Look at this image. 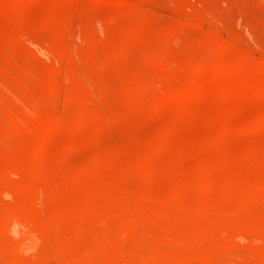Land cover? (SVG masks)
<instances>
[{"label": "rangeland", "instance_id": "rangeland-1", "mask_svg": "<svg viewBox=\"0 0 264 264\" xmlns=\"http://www.w3.org/2000/svg\"><path fill=\"white\" fill-rule=\"evenodd\" d=\"M96 1L97 0H91V2H90V0H87V2H86V0H24V1H22V0H0V2H1V4H0V73H1L0 74V87H1L0 88V210L2 209L0 212L2 213V211H4V209H9L8 214H7L8 210H6L7 212L4 211L2 214H0L2 219L3 218L5 219L4 222H7V219H8V222L6 224L4 222H1L3 220L0 219V237H1L0 238V252H1L0 253L1 254L0 255V260H1L0 264L1 263L2 264H11V263L15 264V262H16V264H25V263L26 264H36V263L37 264H40V263L41 264H57V263L58 264H61V263L62 264H81V263L82 264H89V263L90 264H95V263L96 264H109L107 262H110L111 258H112L109 255H111V253L115 254V252L117 255L115 254L116 258L115 257H113V258H114L116 264H126L127 262H130V264H135V263L144 264L145 262L143 261L144 263H142L141 262L142 260L140 259L141 255H139V254H141V253H139V254L137 253L139 251V249H141V247H146V248L148 247L147 250H149V247H150L151 252L150 251L148 252L150 263L147 260L148 264H154L152 262H156L155 264H177V263L178 264H185L186 263L185 260L188 259L187 257L190 256L191 249H193L194 251L197 250V253L199 252L198 253L199 255L193 254L194 258H192V256H190L194 260L190 259L191 261L188 262V264H195V263L196 264H210V263L211 264H223V263L224 264H240V263L241 264H264V255H263L264 254V244L262 243V242H264V236H261V233L264 232L263 231L264 229L262 230L263 232L260 231L261 233L259 236H258V234H257V236H255L256 234H254L255 233L254 230L257 231V229L260 228V225H256L258 223V221H260V219H261V221L264 222V220H263L264 218L262 217L264 215H261V218L259 217V215L264 212V207H263L264 206V202H263L264 201V197H263L264 193L262 191L263 188L260 185L259 186L256 185L259 183L264 187V184L262 182L264 180V175H263L264 174V150H262V149H264V147H263L264 146V122L259 123L260 127L253 130V131H249V132H245V133L238 131V128H240L244 125L255 124L257 122V120L259 119V117L261 116V114L264 113V94L261 95L260 91H258L259 86H264V54H263L264 53V17H261L262 15H264V0H232V2H230V0H226V1H224V0H157V1L156 0H148V1L147 0H144V1L135 0L136 3H137V1H139L140 4H135L134 0H126L128 2L127 4H129V3L130 4L129 5L123 4L124 6H121V4L119 5V3L120 2L123 3V2H125V0H105V2L104 3L102 2V4L100 1L98 3ZM177 1H179V2H177ZM247 1H248V3H247ZM250 1H251V5L253 4L252 2H254V4H255V1H256V4L255 5L253 4V7H252L250 5ZM258 1L260 3V5H259L260 7L257 5ZM172 2L176 3L175 6L176 5L177 6L175 8L178 7V11H180L182 9L181 11L183 12L185 10V8L187 7L185 10V13H180L181 11L179 12V14H183V16H185V17H183L182 15L178 16L177 15L178 11L176 12L177 13L176 15L174 12L170 13V10L171 11H173V10L170 9L171 7L170 8H168V7L173 5ZM235 2H237V3H235ZM240 2H241V4H242V2H244L243 5H246V6L241 5L242 9L245 10L243 12H242V9H241V11H239L240 10L239 8L241 7L239 5ZM245 2H246V4H245ZM156 3H158V4H156ZM162 3H164V4H162ZM167 3L170 5L165 6V4H167ZM195 3H197L198 5H196ZM213 3L216 5H213ZM232 3H234L235 5L238 4L237 6L239 8L236 7L235 5H232L233 7H231ZM179 5H180V7H179ZM204 5L206 7H204ZM89 6H90V8H89ZM212 6H215V7H212ZM254 6H256V7H254ZM75 7H76V9H75ZM118 7H121L120 10L118 9ZM142 7H144L145 10ZM153 7H156V9ZM173 7H174V5H173ZM183 7H184V9H183ZM196 7H198V8H196ZM220 7H222V8H220ZM243 7H245V8H243ZM213 8L214 9L216 8L215 10H218L220 8V10L217 11V14L219 13L220 15L219 14L217 15L216 11L213 12L214 11V10H212ZM252 8H254V10H252ZM259 8H260V10H259ZM164 9H166V12L164 11ZM187 9L189 10V14L190 13L192 14L196 9L197 10L199 9L200 10V11L198 10L199 15L197 13L198 16L196 18L201 19L200 21H203L205 19L203 17V15H205V14H207L206 16L209 18H207L205 16L207 19H205L203 22L198 21V23H197L196 19L194 22V20H192V18H190V16H189L190 19L186 18L187 14H188V13L186 14ZM205 9L206 10L209 9L210 13L208 11L205 13V11H204ZM175 10H177V9H175ZM257 10L261 11L262 13H258L259 11H257ZM134 11H136V12L133 13ZM150 11H152V13H150ZM232 11H234V12L231 13ZM256 11H257V14H256L257 16L255 15V17H253L254 14L256 13ZM89 13H90V15H89ZM149 13L152 14L150 17H148ZM159 13L160 14L164 13V14H161V16L158 15V17H156V14H159ZM172 13H174V14H172ZM195 13H193L194 15L192 14L193 16H191V17H194ZM200 13L203 15L200 16ZM252 13H253V15H252ZM210 15H211V18H210ZM212 15L218 17L217 23L216 22L214 23V21H215L214 19H216L217 17L214 18ZM242 15H244L245 18H244V16L242 17ZM181 16L183 18H180ZM246 16H248V17H246ZM249 16L251 17V19L249 18ZM60 17L64 18V19L62 20V19H60ZM201 17H203L204 19H202ZM225 17L228 18L227 21H226V19H224ZM48 18H49V20H48ZM68 18H70L69 21H68ZM149 18H151L152 20ZM259 18L261 20H259ZM148 19H149V22L152 21L150 25L153 26V28H154L153 31L155 30L154 33H155V35L157 34L156 37H158L157 39L155 38L153 31H151L152 26L150 27L148 25L149 24ZM155 19L159 23H157ZM179 19L181 20V22ZM234 19H236V21ZM242 19H244V21ZM46 20H48V22ZM89 20L91 21V23ZM166 20H168V21H166ZM182 20L185 22V25H184V23H183V25L179 24V23L183 22ZM189 20L191 22L192 21L193 22L191 23ZM229 20H231L232 22H230ZM59 21H63V22H59ZM142 22H144L145 24H143ZM161 22H163V23H161ZM167 22H168V24L166 25L165 23H167ZM59 23L60 24L62 23L63 25L61 26ZM169 23H170V25L171 24L172 25L170 26ZM208 23H212L211 24L212 26L208 25ZM247 23L250 25H248ZM157 24L160 27H158ZM173 24L175 26H177L178 29ZM191 24H192V26H191ZM147 25L149 26V28ZM162 25H163V27H162ZM168 25H169V27H168ZM206 25H208L209 27H206ZM189 26H191V28ZM224 26H226V27L224 28ZM63 27H66V28H63ZM172 27H173V29H172ZM181 27L185 31L184 30L180 31L179 29H181ZM201 27H204V28H201ZM251 27H253L254 29ZM138 28H140V29H138ZM168 28H170L172 30L177 29V31H175V33L174 32H168L169 31V30H167ZM218 28H219V30H218ZM256 28H257V31L255 30ZM49 29H51V30H49ZM65 29H69L70 31H72V32H70V31L67 32V33L70 32L71 34L70 33L67 34L66 33L67 30L65 31ZM62 30L65 33H62ZM75 30H77V31H75ZM136 30H138V32ZM156 30H158V31H156ZM186 30H187V33H186ZM222 30L224 33L222 32ZM233 30H234V32H233ZM143 31H144V34H143ZM182 31L184 32V34L181 33ZM258 31H260V32H258ZM134 32H137V33H134ZM147 32L152 33L153 38H152V35H150ZM195 32H197V33H195ZM198 32L200 35L198 34ZM220 32L222 35H220ZM60 33L64 34V36ZM145 33L149 34V35H146ZM176 33H177V35H175ZM217 33L220 36H223V37L219 38V40L224 38V36L226 35L225 37L226 38L228 37V39L226 40V41H228L227 43H232V44H230V47L227 46L229 48H227L226 51L223 49L221 50V48H219V45L217 48V46H215V47L213 46V43L211 46V44H208L204 40H203V42L200 41L201 39H204V38H205V40L209 41V39H206V38H211V37H213L214 34H216V35H214V37H217V36H219ZM65 34H67L66 35L67 38H69L68 35H70V38L69 39L65 38ZM181 34L184 35V36L182 35L183 36L182 38H181V36H179ZM257 34L259 36L258 38L256 37ZM57 35H60V37H64L65 41H63L59 36L56 38L57 40L58 39L59 40L58 41L55 40L54 38ZM159 35L162 37H160ZM232 35H234V36H232ZM29 37H30V39H29ZM123 37H124V39H123ZM143 37H145L144 39H146V38L147 39L144 40ZM170 38H172V39H170ZM174 38L177 40L174 41ZM178 38H180V41H178L179 40ZM194 38H196V39H194ZM199 38H201V39L199 40ZM148 39H149V42H148ZM162 39H165V40H162ZM258 39H260L259 40L260 42L258 41ZM77 40H79V41H77ZM160 40L166 41L167 43L162 42ZM233 40L237 43H235ZM66 42L68 43V45L69 44L70 45L68 46L66 44ZM200 42L202 44H200ZM211 42H213V41H211ZM120 43H121V45H120ZM127 43H129V44H127ZM164 43H165V45H164ZM203 43H206L207 45H205ZM238 43H240V44H238ZM141 45H142V48H141ZM227 45H229V44H227ZM232 45H234V46H232ZM201 46H204V48L205 47L206 48L205 49L203 47L201 48ZM12 47H13L14 52L12 50ZM129 47H130V49H128ZM14 48H16V49H14ZM64 48H65V50L69 49L66 51L67 54L64 53L65 52L63 50ZM120 48H123V49L126 48L125 49L126 51L125 50L122 51V49L120 51ZM168 48H170V49H168ZM177 48H179V49H177ZM187 48H189V49H187ZM190 48L192 50L191 51L192 53L190 52ZM131 49H132V51H131ZM160 49L161 50L164 49V50L161 51ZM200 49L204 50V52L202 53V55H204V53H205L204 56H201V52L203 50H200ZM144 50H146V51H144ZM215 50H217V51H215ZM260 50L262 52H260ZM70 51L72 52V54ZM88 51H90V52H88ZM253 51H255L256 54ZM134 52H136V53H134ZM142 52H143V54H141ZM169 52H170V54H169ZM188 52H190V53H188ZM243 52H244V55H243ZM55 53L56 54L58 53V55H56ZM112 53H114V54H112ZM116 53L119 54L118 57H116L117 56ZM167 53H168V55H167ZM212 53H214V54H212ZM68 54H70V56ZM191 54H192V56H191ZM61 55H63L64 57ZM123 55H124V57H123ZM128 55L131 58V60H130V58L127 57ZM134 55H135V57H134ZM240 55H243V57L245 59L248 57L249 58V59L247 58L248 61H246V60L243 61L244 58L241 57ZM246 55H247V57H246ZM119 57H120V59L123 57L124 60H122V59L119 60ZM133 57H134V59H133ZM136 57H137V59H136ZM205 58H207V59H205ZM240 58L241 59L243 58V60L240 61L241 60ZM114 59H116V60H114ZM117 59H118V61H117ZM127 59L129 60L128 61L129 63L126 64V62H124V61H126ZM199 59H200V61L203 60L202 62H204V60H205V61L210 62V63L217 62L220 64H218L217 67L211 66V67H208L205 69V68H202L200 65H198V63L202 64V62H200ZM237 60H239V61H237ZM4 61H9L10 65L12 66L13 69L11 68V70H9L10 67L7 68L8 67L7 64H5V66H4V64L2 65V63H4ZM120 61H122V62H120ZM234 61H236L237 63ZM18 64H19V66H18ZM236 64H238V65H236ZM110 65L113 66V68ZM239 65H240V67H239ZM13 66H15L16 69H17V67H19V68L16 70V69H14ZM23 68L24 69L26 68V72L25 71L23 72L25 74H23L21 72L22 70H24ZM30 68H31V71H30ZM38 68H39V70H38ZM32 69H34V70H32ZM81 69H82L81 74L82 73L84 74V72H85L87 75L84 74V76H81L79 74L80 71L78 72V70H81ZM91 69L93 71H95V73L91 72ZM97 70L99 72H96ZM121 70H123V71H121ZM32 71H35L34 72L35 74H33L34 78H32V75H31V77H29L31 79V83H32L31 84L30 79L26 75H29V72L33 73ZM59 74H62V75H59ZM88 74H89V76H88ZM4 75H6V76H4ZM56 75H59V76H57V78H55ZM75 75L76 76L80 75V78H79V76L76 77ZM91 75L93 77H91ZM60 76H61V78H60ZM228 76H229V78H228ZM110 77L113 79H111ZM85 78H86V80H85ZM58 79H60V80H58ZM88 79H90V80H88ZM202 79H204V80H202ZM225 79L226 80L229 79V80L226 81ZM20 80H22V81H20ZM23 80L28 81L29 84H28V82H25ZM32 80H34V81H32ZM106 80H107V82H106ZM245 80H248V81H245ZM101 81H102V83H101ZM249 81L254 82V83L251 82L252 87L250 85H247L246 82H249ZM112 82L113 83L115 82V83L112 84ZM202 82L207 84V85L203 84ZM244 82L247 85V86L244 85L245 87L241 86L242 84H244ZM25 83L27 85H25ZM225 83L226 84L228 83L229 85H226ZM238 83H240V84H238ZM91 84H92V86H94V88L90 87ZM208 84L210 87L208 86ZM98 85L99 86L101 85L103 87L105 85L106 86L104 88L105 90L102 89L103 87L100 89ZM109 85H112V87ZM257 85H258V87H257ZM248 86H250V88ZM246 87H247V89H246ZM87 88H89V89H87ZM231 88H233V89H231ZM92 89H93V91H92ZM190 89H192V90L190 91ZM193 89L195 91H193ZM223 89L224 90L226 89V90L224 91ZM202 90H204L206 93L204 94V91L202 93ZM74 91H75V93H74ZM90 92L92 94L94 92L95 93L92 95V94H90ZM194 93H198V94L196 95ZM137 94H139V95H137ZM179 94H180V97H178ZM184 94H185V96H184ZM191 94H192V96H191ZM25 95H27V96H25ZM94 95L95 96L97 95L96 99H95ZM176 95H177V97H176ZM99 96H100V99L102 101H100L98 99ZM102 96H104V97H102ZM60 98L62 99V101L57 100ZM106 98H107V100H106ZM147 98H148V100H147ZM45 101L46 102L49 101L50 103L49 102L45 103ZM54 101H55V103H54ZM56 102H57V104H56ZM170 103H171V105H170ZM174 103H176V104H174ZM46 104H47V106H46ZM92 105H95V106H92ZM130 106H132V107H130ZM204 106H205V108H204ZM83 107H84V109H83ZM94 107H96V108H94ZM101 107L103 108V110H101L102 109ZM42 108H43V110H42ZM45 108H47L48 111ZM97 108H101V109H97ZM222 110L224 111L223 113H225V114L222 113ZM58 111H59V113H58ZM100 111H101L102 115L100 114ZM135 111H137V112H135ZM179 111L180 112L184 111V115H182L183 117H181V115L179 114L180 113ZM194 112H196L197 115H193V114H195ZM206 112H208L209 114L211 112V114H213L214 116L212 117V116H210L211 114L209 115ZM97 113H98L99 117L97 116ZM189 113H190V115H189ZM181 114H183V113H181ZM203 114L206 115V118H205V115H203ZM34 115L36 116V118L34 117ZM52 116H53V118L56 117V119H52ZM59 117L63 118V120L59 121V120H61V119H59ZM79 117H81V118H79ZM198 118H200V119H198ZM211 118H213V119H211ZM131 119H132V121H131ZM19 120L20 121L22 120V121L20 122ZM44 120H45V122H44ZM51 120H53V121L57 120V122H60L61 125H60V127H57V130H55L49 137L47 129H46L47 128L46 127L47 126L46 121L49 122ZM39 122H40V124H39ZM35 124H37V125H35ZM42 124H44V125H42ZM81 124H83V125H81ZM224 126L237 128L236 130L239 133L237 131H230L228 133L227 132L225 133V129H223ZM74 129H76V130H74ZM125 131H126V133H125ZM140 132H142V133H140ZM8 133H9V136H8ZM134 133H137V134L135 135ZM34 135H36V136H34ZM145 135H146V137H145ZM13 139H15V140H13ZM99 140H102V141H99ZM69 141H70V143H69ZM144 141H146V142H144ZM261 141H263V142H261ZM159 142L161 143V146H160ZM98 144H99V146H98ZM156 144H158L160 147ZM248 144H251V146L249 145L250 146L249 147ZM258 144L259 145L261 144L260 146L262 149L259 146H257ZM38 146H39V148L37 149L36 147H38ZM116 146H120V148H118ZM246 146H248V148H246ZM98 147H100L99 150H98ZM162 147H163V149H162ZM253 147H255L257 150L255 148L253 149ZM210 149H213V150H210ZM11 150H14L15 152L11 151ZM101 150H103V151H101ZM116 150L118 151V153L120 152V154H118ZM245 150H247V151L245 152ZM99 151L104 152V153H100ZM256 151L258 153H255ZM8 152L10 153V155L12 153L17 154L16 152H18L19 155H15L14 157L11 156L14 158V160H13L10 156H8V154H9ZM94 152H96V155ZM101 154H103V155H101ZM211 154H213V155H211ZM215 154H216V156H215ZM97 155L101 161L99 159H97L98 157L96 159L94 158ZM113 155H114V157H112ZM247 155L251 156V157L249 156L251 158L249 160L250 161L249 163L246 162L247 160L244 157ZM6 156L10 157V159L13 161H11L10 159H7L5 161ZM109 156L112 157L113 160ZM226 156H228L229 158ZM223 157H226V159L221 162V159H223ZM241 157H243V158H241ZM116 158L118 160H115ZM237 158H238V160H237ZM92 159H93V161H92ZM109 159H111V161H109ZM106 160H108V161H106ZM200 161H202V163H200ZM94 162L97 164L95 166L96 168L93 166V165H95ZM108 162L109 163L113 162V163H111L109 165ZM220 162L222 163V166H221ZM87 163L91 165V166L89 165L91 168L90 172L92 171L93 167L95 169L98 168V165L99 166L101 165V167H99L97 170H95L93 168L94 171H92V172H94V173H92V172L88 173L89 170L87 167H89V166H87ZM199 163L202 165H198ZM205 163H207V164H205ZM150 164H151V167H150ZM191 164H192V166H191ZM204 164L206 165V167L204 169H206L207 172H205L206 170L203 171V168L199 167V166L204 167L205 166ZM242 164H245V165H242ZM183 165H184V167H183ZM255 165H256V167H255ZM83 166H85V168H83V170H81V168ZM145 166H147V170H149V171H151L150 169H154V172L147 171ZM63 167H64V169H63ZM148 167H150V168H148ZM180 167H181V169H180ZM127 168L130 169L129 173H131V171H133V172H136V175H139V176L142 175V176L136 177V175L133 172L131 173L132 175H130L127 172L128 171ZM2 169H3V171H2ZM14 169H15V171H14ZM62 169L64 170V172ZM155 169L159 172L156 173ZM80 170L83 172H79ZM123 170H126V171H124V173H122ZM185 170L188 173L189 172L194 173V174H191L194 179H192L191 175H189V176L191 177L192 180H194V181L190 180V181H192L191 184H193V182H194V184L197 183L195 185L197 188L194 185H192V187H195L194 188L195 190L192 189L191 191H189L187 189V188H189L188 183L190 181H189V179L186 178L187 181H189L187 183V181L184 180L185 177L179 173L180 171H183L182 173H184ZM201 170L204 172V174ZM249 170L253 173H249L250 172ZM199 171H201V172H199ZM215 171L216 172L219 171V173L216 174ZM244 171L246 172V174L244 173ZM85 172L88 176L82 175L81 177H85V178L79 177L78 173L85 174ZM95 172H96V174H95ZM125 172L128 173L129 176H131V177L126 175ZM260 172L262 175L260 174ZM64 173H65V175H64ZM188 173H187V175H188ZM256 173H258V175ZM14 174H16V175L14 176ZM122 174L125 175V177H126L125 179L123 178L124 175H122ZM148 174H150L152 178H153V175L155 178H157L156 175L159 176L157 178L158 182L155 178L152 179V180H155L154 181L155 183L151 182L152 181V180H150L151 177ZM18 175H19V177H18ZM25 175H28V176L26 177ZM37 175H38V177H37ZM133 175H135V176H133ZM176 175H178V178H174V177H176ZM214 175L217 177H215ZM244 175H246V176H244ZM30 176H31V178H29ZM46 176L48 179L51 178V179H49V182H47L48 179L46 178ZM75 176H77V177H75ZM148 176H149V178H148ZM165 176H167L168 178L166 177L164 179ZM204 176L208 177L205 179H208V180L210 179L209 181H207V180L206 181L210 182L211 184L208 183L209 187H205V188L203 185V188H202L200 183H204L202 181V180H204L203 179ZM212 176L214 177L213 179L221 178L223 180L225 179L226 181H228L227 187H226V184H227L226 183L225 184L226 188H224V190H223V188H220L219 183L221 180L215 181L212 179ZM218 176H219V178H218ZM14 177H15V179H14ZM179 177H180L181 181H185L187 184H185L183 182H182L183 184L182 183L179 184L178 183L180 181ZM190 177H188V178H190ZM198 177H200V178H198ZM247 177H249V178H247ZM254 177H255V179H254ZM173 178L175 180L178 179V182H176L177 180L175 181ZM237 178H238V180H237ZM45 179H47V180H45ZM243 179H249V180H252V182L249 180H247L248 181L247 182V181H244ZM50 180H51V182H50ZM96 180H98V181H96ZM99 180H100V183H99ZM101 180H102V182H101ZM195 180H196V182H195ZM199 180H200V182H198ZM225 180L223 183H225ZM7 181L8 182L10 181V182L7 183ZM18 182L21 185L18 184ZM27 182H29V183H27ZM134 182H136V183H134ZM160 182H161V184H160ZM236 182L238 184V188H240L239 186L241 184H243V186H241L240 190L236 191V192L234 190L236 189L235 187H237V186H235L234 190H233V192H235V194H232V195L230 194L231 196H234L233 198H231V196H229V194H228V190H229V187H231V184L233 183V185H234ZM198 183L200 184L201 187L199 186ZM171 184H173V185H171ZM191 184H190V186H191ZM237 184H235V185H237ZM180 185L181 186L185 185L184 188L186 191L184 189H182L181 191L179 190L180 192L179 191L178 192L173 191V190H176V188L178 190V187L180 188ZM73 186H76V187L74 188ZM104 186H106V187H104ZM212 186H213V188H212ZM222 186H224V185H221V187ZM9 187H11V188H9ZM91 187H93V188H91ZM198 187H200L199 191H197ZM64 188L67 190L70 188H72L73 190L74 189L76 190V191H74L75 193L72 191L75 195H72L73 193L69 195L70 196L69 200H71V201H69V200H68L69 202L67 200L63 201L62 199H65L64 198L65 195H64V197L62 199H60L62 201H60V200L53 201L52 200L53 196H52V198H50L51 202L49 201V203H46V197L49 195L48 193H52V195L57 193V195H59V193L61 194V191H63ZM123 188L125 191L127 189V193H129V195L131 197V200H129L131 203L128 202V200L126 201V203L128 202L127 204H129V207L132 206V209L129 210L130 212L127 210V213L125 211H126V209H128V207H127L128 205L126 204L127 205L126 206L124 204L125 209H124V206L121 205L122 203H124V202L121 203V201H123L126 196L123 198V196H121L122 195L121 194L120 197H118L120 200L118 199L115 201V199H117V196H119L118 194H120V192H122ZM257 188H258V190H257ZM90 189H92V190H90ZM231 189H233V188H231ZM231 189L229 190L230 191L229 193H233ZM260 189H262V190H260ZM124 190H123V192H124ZM27 191H28V194H27ZM43 191H44V195H43ZM129 191H131V193L135 197H132V195ZM137 191H138V194L140 192L144 193L143 196H141V197L146 198L145 199L146 203L143 201V204L144 205L146 204V206H144L142 204V202H139L138 200H137L138 202H136V200L134 199V198L137 199V196H139V195L135 194ZM210 191H211V193H210ZM256 191H257V193L259 191V194H256ZM64 192L68 193L69 191L65 190ZM114 192L117 193L116 194L117 196L115 195ZM171 192H174V193L172 194ZM186 192H188V193H186ZM66 193H64V194H66ZM127 193L125 192V194H127ZM170 193L173 196H170ZM175 193L176 194L177 193H179V194L183 193V194H181L178 198H176L179 194L175 195ZM62 194H63V192H62ZM110 195L111 196L115 195L114 201L117 203L116 205H119V206H114L115 204L113 205L112 203L110 204L109 201L113 200V199H110V197H111ZM129 195H127V199H129ZM140 195H141V193H140ZM184 195H186V196H184ZM189 195H191V196H189ZM225 195L229 201H227ZM257 195L262 196L263 197L262 200H260L261 198H259V200H257L258 199ZM88 196H89V198H88ZM193 196H196V197L192 198ZM60 197H62V196L60 195ZM141 197H140V199L139 198L138 199L141 200L142 199ZM238 197L239 198L241 197L242 200H239ZM55 198L57 199V196H55ZM66 198H68V195H66ZM92 198H94V200ZM121 198L123 200H121ZM243 198H245V199H243ZM47 199H49V197ZM105 199H107V200H105ZM186 199H188V200L191 199L189 201L191 204ZM245 200H246V202H245ZM13 201H15V203H17V204L15 205ZM89 201L90 202L94 201V202L91 203L92 204L91 205L89 203ZM132 201L135 204V206H133ZM157 201H158V203L161 204V206L163 207L164 210H162V213L160 210L159 214H154L153 210H155V209L152 210V208L159 207V206H157L158 205V203H156ZM237 201H239V202H237ZM240 201H243L244 203L240 204ZM9 202H11L12 205H10ZM77 202L81 203V205H83L82 202L83 203L85 202L86 204L84 203V205H87L86 207H88V208L85 207L87 210L84 207L83 208L77 207L78 206L76 204ZM102 202H105V204L103 203L104 205H106V206L108 205V207H106V208H108V210H110L109 211L110 213H111V209H112V213H114V214H110L112 216H109V214H108L109 212H108V210H106V208H105V212L103 214L108 212L107 213L108 216L106 214L104 216H101V214L104 210V208H102L103 206H101L102 204H100ZM107 202H109V203L107 204ZM216 202H217V204H216ZM262 202H263V204H262ZM19 203H23L21 205L25 206V207L29 206L30 208H32V207L34 208V206H35L36 209L40 207L43 210H44L45 206L47 208L51 207L50 211H53V210L59 211V214L57 213L58 214L57 218L58 217L60 218L59 215L61 214V212H64V213H62L61 217L62 218L64 217L65 220L57 223L58 219H54L56 217L50 219V215H46L47 218L46 217L44 218L45 215H43L42 212H40L39 214H37V212H35L37 214L35 216L39 215L40 217H43V218L39 217L38 221L40 219H42L41 221H44V222L46 221L47 225L50 222H55L54 223L55 225L53 223L49 224V228H50V225L52 227L55 226V228L51 227L52 229H49L48 227H46V224H45V226H43L44 222H43V224H41V227H40L41 221H39L38 227H40V229L45 228L44 230L46 233L42 231L43 229H41L42 233H39V235H37L38 230H36L37 232L35 231V229H37V228L34 229L35 233H33L31 226H32V222H34V221H32L30 223L31 226L27 225L28 227L31 228V232H28L30 229L26 225L24 226V219L22 221V220H19V219H21L19 217L20 215H17L18 218L15 216L16 214L14 212H16V210H18L19 208L15 209V210L14 209L11 210L12 207H15V206L20 207ZM27 203H29V204H27ZM30 203L31 204L33 203V204L31 205ZM44 203L46 205H44ZM73 203L76 204L75 207H77L79 209H81V208L85 209V211L83 210L82 212H80V210L77 209V211L80 212V215L76 214L77 213L76 212L75 214L71 213V214H73V217L72 216L70 217V215H68L69 214L68 212H70V209L67 210V208L68 207L71 208L72 205L74 206ZM94 203L97 206L92 207L94 205ZM154 203L157 204V205L155 204L156 207H155V205L151 206ZM187 203H189V204H187ZM212 203H214L213 206H215V204H216L217 208H216V206L214 208L212 206ZM227 203L229 205H227ZM230 203H231V205H230ZM4 204L7 206H5ZM88 204H90L91 206ZM248 204H249V206H248ZM110 205H112V207ZM58 206H60V207L58 208ZM140 206L142 207V211H141L143 214L142 216H146V218H144V221H143V217L142 218L138 217L139 218L138 220H140L138 222L136 219L133 220L134 218H128V216H129V215L127 216L128 213H130V216L135 211L138 214L140 212L138 210H141ZM211 206H212V208H210ZM232 206H233V208H232ZM258 206L261 207L262 209L261 208L259 209ZM147 207L149 209L148 214H147V211H148ZM33 208H32V210H34ZM247 208H250V209H247ZM42 209H40V210L42 211ZM75 209L73 207V210H75ZM118 209H119V211H121L123 209V212L121 211V213H120L118 211L119 212V214H118V212H117ZM144 209H145V211L146 210L147 211L145 212ZM186 209H188V210H186ZM192 209H193V211L195 209L197 210V211L195 210L196 211L195 214L192 211ZM211 209H212V211H211ZM215 209L217 211H215ZM227 209H229V210H227ZM60 210H62V211L60 212ZM207 210H208V212H207ZM237 210H238V212H236ZM261 210H263V212H261ZM20 211H21V209H20ZM71 211H72V209H71ZM198 211H200L199 214H197ZM48 212H49V210H48ZM48 212H45L44 214H46V213L48 214ZM136 212L134 213L135 216H137ZM165 212L170 213V214L167 213L169 216L171 214L174 216L167 217V216H165L166 215ZM4 213L7 214V216L3 217V215H5ZM13 213H14V215H13ZM31 213H29L30 215L29 214L28 215L31 216L33 214V213L32 214ZM213 213H216V214H214V216H212ZM224 213H226V215ZM241 213H243L242 216L243 215L246 216V217H244L245 222L247 221V219L248 220L250 219L249 222L255 220V222L253 221L252 223L254 225H256L257 228L255 226L254 230H253L252 227L254 225H252V224L246 225L249 223L244 224L242 222L243 220L240 219ZM10 214H12V215H10ZM26 214H27V212H25V215ZM139 214H138V216L141 217V213H139ZM162 214H164L162 217H160V218L157 217V216H161ZM41 215H43V216H41ZM113 215H114V219H116V220H111V223H110L108 218L111 217V219H113ZM122 215H124L125 217H123ZM196 215H198V217L200 215V218L202 217V219L197 218ZM215 215H217V218ZM229 215H230V217H229ZM235 215H238V218H239V219L237 218L238 221L233 220L237 217ZM22 216L26 217V216H24V214H22ZM126 216H127V220L125 221ZM135 216L132 215V217H135ZM176 216H178V219ZM186 216H189V217H186ZM8 217L9 218L12 217V218H10L11 220ZM102 217H104L105 220ZM208 217L210 219H212V221L215 223V226L212 225V223H211L212 221H210ZM122 218H124V219H122ZM12 219L15 220V222H13ZM106 219L108 220V222ZM18 220L20 223L18 222ZM29 220H31V219H28V221ZM229 220L233 221L234 224H232V225L229 224V226L227 225L228 227L225 228L226 224H224V225H222V224L226 223V221H228V223H230ZM11 221H12V223H11ZM36 221H37V219H36ZM59 221H61V220H59ZM112 221H115V225H114V223L112 224ZM191 221L195 222V224L192 223ZM71 222H74V223H71ZM139 222H141V223L139 224ZM189 222L194 224L196 226L195 228H197L199 226L201 229V230L199 229L200 232H202V230L206 228L205 232L208 231V234H210V236L208 235L210 237V240H208L209 243L207 241L206 235H205L206 237L205 236L204 237H205V240L207 242L202 243L203 241H200L202 239L201 236H203L201 234H203V233L205 234V232L201 233L200 235L198 234L201 238L199 241L197 240V239H199V237L195 238L197 241L195 239H193L192 236H195V237L198 236L197 233H199V231L197 230L198 232L194 233L196 231L195 230L193 232L196 235L189 232V231H192V229H194L190 225L191 223H189ZM240 222H242L243 224H241ZM2 223H4L5 225ZM15 223L18 225H16ZM25 223L27 224L28 222H25ZM87 223H89V224H87ZM152 223H154V224H152ZM198 223L199 224L201 223V224L199 225ZM216 223H218V224H216ZM19 224H20V228H19ZM180 224L182 225V228H183V226H185L187 224L188 229L186 228V226L184 227V229H186L187 231L189 230L188 232L190 234L187 233L186 230L184 232H182L184 229L181 230ZM197 224H198V226H197ZM107 225H109V226H107ZM112 225L114 227L115 226L117 227V229L115 227V230H117V232L111 231V230H114L113 229L114 227L111 228ZM219 225H220V227L223 226L227 232L225 231L224 228L219 229ZM262 225L264 226L263 223H262ZM262 225H261V227H263ZM80 226H82V227L79 228ZM129 226L136 227L140 230H139V232H137L138 231V229H137V231L132 233L131 232L132 228L129 229L128 228ZM176 226L180 227V230H177L178 232L175 230L179 229V228H176L174 230V227H176ZM202 226H205V227L201 228ZM104 227H106L108 229V230L106 229L107 231L105 230L107 233L104 231V229H105ZM191 227H192V229H191ZM217 227L219 230L222 229L223 231L221 230L218 232V229H216ZM101 228L105 232V234H103V235H102L103 232L100 231ZM171 228H172V230H171ZM251 228H252V230H251ZM83 229H85V230H83ZM119 229H120V231H119ZM229 229L230 230L233 229V232H232L233 235H232L231 231H229ZM239 229L242 231H240ZM20 230H22V231L20 232ZM173 231L176 232V233L174 232V234L179 235V236L175 235V236H177L176 238H178V239L173 238L175 241L172 239V237H175V236H172L170 238V236L172 235V234L170 235V233H173ZM234 231H236V232H234ZM60 232L62 234L61 236H59ZM86 232H87V234H86ZM98 232H101L100 235H102V239L105 236L108 239L110 238L109 240L107 238H104L107 241V243L108 242H110V243L104 244L106 242L104 241V243H103V240H100L101 236H100V238L98 237L99 236ZM156 232H158L159 234ZM55 233H56V236H55ZM108 233H110L111 236L109 235V237H108ZM117 233H119V234H117ZM227 233H228V235H227ZM235 233H236V236H235ZM239 233H241L242 235H239ZM243 233L245 235H243ZM256 233H259V232H256ZM57 234H58V237H57ZM96 234H98V235H96ZM162 234H163V236H162ZM166 234H168V235H166ZM21 235H22V237H21ZM140 235L143 238L140 237ZM182 235H184L185 238ZM263 235H264V233H263ZM23 236H24V238H23ZM28 236H30V237H28ZM39 236H40V238H39ZM116 236L118 237L119 240L117 239ZM164 236H167V237L169 236V239H167L169 241H165L166 239L164 238ZM65 237L66 238L68 237L69 240H67ZM114 237H116V238H114ZM226 237L228 238L229 241H231V242H229L230 247L227 244H226L227 246H225V242H222V241L227 240ZM230 237H231V239H229ZM112 238L114 241L112 240ZM183 238H184V240L186 238H189L191 240L189 242H191V243L193 241H196L195 242L196 244L193 242L192 243L193 245L190 243L191 244V246H190V244L188 243L189 244L188 245L186 243V241L183 240ZM211 238H212L213 242H211ZM29 239H31V240H29ZM65 239L67 240V243L66 244H65V242L61 243V241H64ZM98 239H99V241H98ZM122 239H124V244H123ZM154 239H157L158 241L155 240V242H154ZM180 239H182L183 241ZM221 239H223V240H221ZM233 239H234V241H233ZM25 240H26V242H25ZM71 240H72V242H71ZM140 240H143V241H141V244H140ZM176 240L179 243H184V244L186 243L185 245L187 247L189 246L188 249H190V250H188L186 247H184V244H180L181 248L184 247V249L182 248V250H178L177 247L180 248V245L178 243H175ZM228 240L226 242H228ZM260 240H261V242H260ZM31 241H33V242H31ZM53 241H55V242H53ZM111 241H112V243H111ZM116 241L117 242L120 241L122 243L120 244V242H118V244H117ZM220 241H221V243H220ZM16 242H18V243H16ZM100 242H102V243H100ZM147 242H149V244H151V245H149V244L147 245ZM165 242H167V243L171 242L170 243L171 246L172 247L175 246L173 251H172L173 254H171L173 258L175 257L174 259L171 258V256H169V257L165 256L164 252L168 253V251H169L171 253L170 249H172L171 246L169 247L170 249L168 248V246H167V248L165 247L166 248L165 249L164 245H163V243L166 244ZM197 242H200V246L201 245H203V246L202 247L198 246ZM19 243H20V245H19ZM138 243L140 245L145 243L146 246L144 244H143L144 246L143 245L140 246ZM210 243L214 244V245L207 246V248L205 249L204 246H206L207 244H210ZM33 244H34V246H33ZM61 244H63L64 246L62 245L63 246L62 247ZM101 244L106 245L107 247L108 246L111 247V244H112V246L114 244H116V245H118V247H116V248L124 246V250H123V248L122 249L119 248V250H121L120 252L117 250L115 252L110 253L106 250L107 247L105 248V246H101ZM160 244H162V246ZM17 245H19V246H17ZM137 245H139L140 248ZM155 245H156V247H155ZM215 246H216V249H215ZM246 246H247V249H246ZM193 247H196V248H193ZM135 248H136V253H135ZM162 248H164L165 250L163 249L164 250L163 251ZM175 248H177V250H175ZM202 248H204V249H202ZM103 249H105V250H103ZM113 249L115 250V247ZM137 249H138V251H137ZM41 250L43 252H41ZM108 250H109V248H108ZM112 250H110V251H112ZM122 250H123V252H122ZM142 250H144V249H142ZM147 250H146V252H147ZM185 250H187V251L185 252ZM203 250L204 251L206 250V252H204ZM44 251H45V253H44ZM75 251H76V253H75ZM139 252H142V251L140 250ZM175 252L176 253L178 252L177 256L175 255L176 254ZM193 252H191V255ZM108 253H110V254H108ZM187 253H189V256H187L188 255ZM114 254H112V255L114 256ZM136 254H138V256L140 258L139 257L137 258ZM234 254H235V256L233 257ZM156 255L157 256L161 255L159 260H158V257ZM13 256H14V258H13ZM1 257H2V259H1ZM34 257H36V258H34ZM150 257L154 258V259L157 257L156 260L161 261V262H157L156 260L153 261L154 259L151 260ZM162 257H165V259H162ZM166 257H168V258H166ZM209 257L211 259H209ZM37 258H39V259H37ZM35 259H37L39 262ZM56 259H57V261H56ZM136 259L139 261H137ZM11 260H13V261L11 262ZM209 260H212L213 263L210 262ZM253 260L254 261L256 260L255 261L256 263H253ZM95 261H97V262H95ZM249 261L251 263H249ZM115 263L112 262V264H115Z\"/></svg>", "mask_w": 264, "mask_h": 264}, {"label": "bare ground", "instance_id": "bare-ground-1", "mask_svg": "<svg viewBox=\"0 0 264 264\" xmlns=\"http://www.w3.org/2000/svg\"><path fill=\"white\" fill-rule=\"evenodd\" d=\"M22 1H24V0H22ZM99 1L101 2V4H102V2H103V3L105 2V0H97L96 2L98 3ZM134 1H135V0H134ZM139 1H141V0H139ZM139 1H137V3H136V1H135V4H140ZM142 1H144V0H142ZM147 1H148V0H147ZM156 1H157V0H156ZM224 1H226V0H224ZM86 2H87V0H86ZM90 2H91V0H90ZM160 2H161V1H160ZM169 2H170V1H169ZM177 2H179V1H177ZM230 2H232V0H230ZM127 3H128V2L125 0V2H123V3L120 2L119 5L121 4V6H124L123 4H126V5H129V4H130V3H129V4H127ZM132 3H133V2H132ZM172 3H173V5H174V7H173V5H171V6H169L168 8L171 7L170 9H172L173 11L170 10V13H171V12H174L175 15H176V14H177L176 12L178 11V7L175 8V7L177 6V5L175 6L176 3H174V2H172ZM172 3H171V4H172ZM181 3H182V2H181ZM193 3H194V2H193ZM198 3H199V2H198ZM225 3H226V2H225ZM235 3H237V2H235ZM247 3H248V1H247ZM252 3L254 4V2H252ZM0 4H1V2H0ZM67 4H68V3H67ZM86 4H87V3H86ZM92 4H93V3H92ZM135 4H134V5H135ZM156 4H158V3H156ZM162 4H164V3H162ZM189 4H190V3H189ZM195 4L198 5L197 3H195ZM243 4H244V2H242V4H241V2H240L239 5H240V6H241V5H242V6H246V5H243ZM245 4H246V2H245ZM253 4L251 5V1H250V5H251L252 7H253ZM255 4H256V1H255ZM255 4H254V5H255ZM126 5H125V6H126ZM134 5H133V6H134ZM159 5H160V4H159ZM166 5H170V4L167 3V4H165V6H166ZM213 5H216V4L213 3ZM222 5H223V4H222ZM232 5H235V4L232 3V4H231V7H233ZM237 5H238V4H237ZM237 5H235V6L238 7ZM257 5H258V6L260 5L259 1L257 2ZM86 6H87V5H86ZM160 6H161V5H160ZM218 6H219V5H218ZM242 6H241L240 8L238 7V8L240 9L239 11H241ZM126 7H127V6H126ZM163 7H164V6H163ZM172 7H173V8H172ZM179 7H180V5H179ZM204 7H206V6L204 5ZM204 7H203V8H204ZM212 7H215V6H212ZM248 7H249V6H248ZM254 7H256V6H254ZM259 7H260V6H259ZM89 8H90V6H89ZM97 8H98V7H97ZM120 8H121V7H118L119 10H120ZM135 8H136V7H135ZM139 8H140V7H139ZM142 8L144 9V7H142ZM153 8L156 9V7H153ZM186 8H187V7H186ZM186 8H185V10H186ZM188 8H189V7H188ZM196 8H198V7H196ZM200 8H201V7H200ZM220 8H222V7H220ZM220 8H219L218 10H215L216 8H215V9L213 8L212 10H214L213 12L216 11V14H217V11H219ZM225 8H226V7H225ZM243 8H245V7H243ZM75 9H76V7H75ZM175 9H177V10H175ZM183 9H184V7H183ZM189 9H190V8H189ZM209 9H210V8H209ZM209 9H208V10L205 9V10H204L205 13H206L207 11L209 12ZM247 9H248V8H247ZM133 10H134V9H133ZM144 10H145V9H144ZM147 10H148V9H147ZM149 10H150V9H149ZM179 10H180V9H179ZM181 10H182V9H181ZM181 10H180V11H181ZM185 10H184L183 12H182V11H181V12L178 11V14H177V15H178V16H180V15L183 16V14H179V12H180V13H185ZM192 10H193V9H192ZM198 10H199V9H198ZM198 10L196 9V10L193 12V13L196 12V13H195V16H194V17H191V16H193L194 14L192 13V14H193V15H192V14L190 13V14H191V15H190V14H189V10L187 9L186 14L188 13V14H187L188 17L186 16V18H189V16H190V18H192V20H194V22H195V19H196V22L198 23V21L201 20V19H197V18H196V17L199 15V11H200V10H199V11H198ZM252 10H254V8H252ZM259 10H260V8H259ZM259 10H257V11H259ZM262 10H263V9H262ZM76 11H77V10H76ZM164 11L166 12V9H164ZM197 11H198V12H197ZM243 11H245V10L242 9V12H243ZM257 11H256V13L254 14L253 17H255V15L257 14ZM73 12H74V11H73ZM135 12H136V11H134L133 13H135ZM148 12H149V11H148ZM154 12H155V11H154ZM190 12H191V11H190ZM202 12H203V11H202ZM233 12H234V11H232L231 13H233ZM250 12H251V11H250ZM150 13H152V11H150ZM150 13L148 14V17H150V16L152 15V14H150ZM174 13H172V14H174ZM197 13H198V15H197ZM209 13H210V12H209ZM226 13H227V12H226ZM258 13H262V12L259 11ZM95 14H96V13H95ZM154 14H155V13H154ZM161 14H164V13H161ZM161 14H160V13H159V14H156V17H158V15L161 16ZM216 14H215V15H216ZM218 14H219V13H218ZM218 14H217V15H218ZM235 14H236V13H235ZM89 15H90V13H89ZM201 15H203V14L200 13V16H201ZM206 15H207V14L203 15V17H204L205 19L209 18V17H207ZM219 15H220V14H219ZM239 15H240V14H239ZM248 15H249V14H248ZM252 15H253V13H252ZM2 16H3V15H2ZM83 16H84V15H83ZM182 16H181L180 18L185 17V16H183V17H182ZM205 16H206L207 18H206ZM212 16H213V15H212ZM233 16H234V15H233ZM243 16H244V15H242V17H243ZM250 16H251V15H250ZM250 16H249V18L251 19L252 16H251V17H250ZM256 16H257V15H256ZM3 17H4V16H3ZM11 17H12V16H11ZM154 17H155V16H154ZM156 17H155V18H156ZM203 17H201V18L204 19ZM213 17L215 18V17H217V16H213ZM246 17H248V16H246ZM261 17H264V15H262ZM91 18H92V17H91ZM164 18H165V17H164ZM190 18H189V19H190ZM210 18H211V15H210ZM214 18H213V19H214ZM244 18H245V16H244ZM60 19L63 20L64 18H61V17H60ZM69 19H70V18H68V21H69ZM87 19H88V18H87ZM93 19H94V18H93ZM149 19H151V18H149ZM149 19H148V23H149L148 25L151 27L152 25H150V24H151L152 21L149 22ZM153 19H154V18H153ZM158 19H159V18H158ZM205 19H204V20H205ZM224 19H226V21H227L228 18L225 17ZM254 19H255V18H254ZM254 19H253V20H254ZM48 20H49V18H48ZM48 20H46V21L48 22ZM50 20H51V19H50ZM65 20H66V19H65ZM151 20H152V19H151ZM155 20H156V19H155ZM179 20H180V19H179ZM204 20H203V21H204ZM210 20H211V19H210ZM214 20H215L214 23H215V22L217 23V22H218V17H217L216 19H214ZM234 20L236 21V19H234ZM237 20H238V19H237ZM242 20L244 21V19H242ZM246 20H247V19H246ZM259 20H261V19L259 18ZM35 21H36V20H35ZM51 21H52V20H51ZM73 21H74V20H73ZM89 21H90V20H89ZM146 21H147V20H146ZM146 21H145V22H146ZM166 21H168V20H166ZM182 21H183V20H182ZM189 21H190V20H189ZM203 21H200V22H203ZM229 21L232 22L231 20H229ZM59 22H63V21H59ZM156 22H157V20H156ZM180 22H181V20H180ZM186 22H187V21H186ZM190 22H191V21H190ZM190 22H189V23H190ZM192 22H193V21H192ZM192 22H191V23H192ZM220 22H221V21H220ZM245 22H246V21H245ZM254 22H255V21H254ZM256 22H257V21H256ZM50 23H51V22H50ZM66 23H67V22H66ZM86 23H87V22H86ZM90 23H91V21H90ZM142 23L145 24L144 22H142ZM146 23H147V22H146ZM157 23H159V22H157ZM161 23H163V22H161ZM183 23H184V25H185V22H184V21H183L182 23H179V24H182V25H183ZM187 23H188V22H187ZM228 23H229V22H228ZM59 24H60V23H59ZM71 24H72V23H71ZM80 24H81V23H80ZM92 24H93V23H92ZM165 24L167 25L168 22L165 23ZM165 24H164V25H165ZM211 24H212V23H208V25H211ZM220 24H221V23H220ZM247 24H248V23H247ZM251 24H252V23H251ZM60 25L62 26L63 24L61 23ZM60 25H59V26H60ZM64 25H65V24H64ZM67 25H68V24H67ZM93 25H94V24H93ZM93 25H92V26H93ZM148 25H147V26H148ZM154 25H155V24H154ZM157 25H158V24H157ZM166 25H165V26H166ZM169 25H170V23H169ZM169 25H168V27H169ZM171 25H172V24H171ZM171 25H170V26H171ZM173 25H174V24H173ZM208 25H206V27H209ZM248 25H250V24H248ZM149 26H148V28H149ZM155 26H156V25H155ZM155 26H154V27H155ZM174 26H175V25H174ZM191 26H192V24H191ZM191 26H189V27L191 28ZM204 26H205V25H204ZM211 26H212V25H211ZM213 26H214V25H213ZM232 26H233V25H232ZM67 27H68V26H67ZM78 27H79V26H78ZM83 27H84V26H83ZM158 27H160V26L158 25ZM158 27H157V28H158ZM162 27H163V25H162ZM175 27L177 28V26H175ZM175 27H174V28H175ZM225 27H226V26H224V28H225ZM256 27H257V26H256ZM260 27H261V26H260ZM63 28H66V27H63ZM157 28H156V29H157ZM183 28H184V27H183ZM201 28H204V27H201ZM232 28H233V27H232ZM251 28H253V27H251ZM257 28H258V27H257ZM257 28L255 29L256 31H257ZM262 28H263V27H262ZM69 29H70V28H69ZM69 29H65V31L67 30L66 33H67L68 31H70ZM90 29H91V28H90ZM138 29H140V28H138ZM153 29H154V28H153V26H152L151 31H153ZM158 29H159V28H158ZM165 29H166V28H165ZM172 29H173V27H172ZM172 29L168 28L167 30H169L168 32H174V33H175V31H177L178 28H177V29H174V30H172ZM194 29H195V28H194ZM205 29H206V28H205ZM209 29H210V28H209ZM214 29H215V28H214ZM230 29H231V28H230ZM253 29H254V28H253ZM49 30H51V29H49ZM77 30H78V29H77ZM77 30H75V31H77ZM170 30H171V31H170ZM179 30L181 31V30H184V29H182V27H181V29H179ZM211 30H212V29H211ZM218 30H219V28H218ZM260 30H261V29H260ZM73 31H74V30H73ZM79 31H80V30H79ZM79 31H78V32H79ZM136 31L138 32V30H136ZM151 31H150V32H151ZM154 31H155V30H154ZM154 31H153V34H154L155 38L157 39V38H158V37H156L157 34L155 35ZM156 31H158V30H156ZM165 31H166V30H165ZM184 31H185V30H184ZM191 31H192V30H191ZM54 32H55V31H54ZM70 32H72V31H70ZM70 32H69V33H70ZM137 32H134V33H137ZM139 32H140V31H139ZM168 32H167V33H168ZM211 32H212V31H211ZM222 32H223V30H222ZM233 32H234V30H233ZM258 32H260V31H258ZM56 33H57V32H56ZM62 33H65V32H63V30H62ZM62 33H60V34H62ZM69 33H67V34H69ZM83 33H84V32H83ZM140 33H141V32H140ZM147 33H149V32H147ZM181 33L184 34L183 31H182ZM186 33H187V30H186ZM188 33H189V32H188ZM195 33H197V32H195ZM214 33H215V32H214ZM223 33H224V32H223ZM231 33H232V32H231ZM20 34H21V33H20ZM29 34H30V33H29ZM67 34H65V38H67V37H66ZM70 34H71V33H70ZM141 34H142V33H141ZM143 34H144V31H143ZM145 34H146V33H145ZM149 34L152 35V33H149ZM149 34H146V35H149ZM161 34H162V33H161ZM179 34H180V33H179ZM183 34H181V35H179V36H181V38H182V37L184 36ZM198 34H199V32H198ZM210 34H211V33H210ZM217 34H218V33H217ZM229 34H230V33H229ZM10 35H11V34H10ZM62 35L64 36V34H62ZM77 35H78V34H77ZM162 35H163V34H162ZM175 35H177V33H176ZM182 35H183V36H182ZM187 35H188V34H187ZM187 35H186V36H187ZM194 35H195V34H194ZM199 35H200V34H199ZM214 35H216V34H214ZM214 35H213V37H214ZM218 35H219V34H218ZM220 35H222L221 32H220ZM220 35L217 36V37H214V38L211 37L212 39H211V38H206V39H209V41H208V40H205V38H204V39L199 38V40L201 39V40H200L201 42H203V40H204V41H206L208 44H211V46H212V43H213V46H214V47L217 46V48H218V45H219V48H221V50L223 49V50L226 51L227 48H229V47H230V44H232V43H227L228 41H226V40L228 39V37L226 38V37H225L226 35L224 36L225 39L222 38V39L219 40V38L223 37V36H220ZM58 36L60 37V35H57V36H55L54 39L57 40L56 38H57ZM159 36H160V35H159ZM232 36H234V35H232ZM235 36H236V35H235ZM2 37H3V36H2ZM68 37L70 38V35H68ZM128 37H129V36H128ZM141 37H142V36H141ZM145 37H146V36H145ZM145 37H143V39H144ZM160 37H162V36H160ZM174 37H175V36H174ZM206 37H207V36H206ZM236 37H237V36H236ZM256 37H257V38L259 37L258 34H257ZM60 38H61L63 41H65V38H64V37H60ZM63 38H64V39H63ZM69 38H67V39H69ZM78 38H79V37H78ZM106 38H107V37H106ZM108 38H109V37H108ZM152 38H153V35H152ZM202 38H203V37H202ZM216 38H217V39H216ZM29 39H30V37H29ZM67 39H66V40H67ZM74 39H75V38H74ZM123 39H124V37H123ZM146 39H147V38H146ZM146 39H144V40H146ZM160 39H161V38H160ZM170 39H172V38H170ZM170 39H169V40H170ZM178 39H179L178 41H180V38H178ZM194 39H196V38H194ZM238 39H239V38H238ZM55 40H54V41H55ZM58 40H59V39H58ZM58 40H57V41H58ZM106 40H107V39H106ZM109 40H110V39H109ZM144 40H143V41H144ZM162 40H165V39H162ZM162 40H160V41H162ZM167 40H168V39H167ZM175 40H177V39L174 38V41H175ZM181 40H182V39H181ZM183 40H184V39H183ZM185 40H186V39H185ZM210 40L213 41V42H211ZM259 40H260V39H258V41H259ZM69 41H70V40H69ZM77 41H79V40H77ZM191 41H192V40H191ZM233 41H234V40H233ZM4 42H5V41H4ZM59 42H60V41H59ZM144 42H145V41H144ZM148 42H149V39H148ZM162 42H166V41H162ZM172 42H173V41H172ZM185 42H186V41H185ZM201 42H200V44H202ZM209 42H210V43H209ZM234 42H235V41H234ZM240 42H241V41H240ZM259 42H260V41H259ZM262 42H263V41H262ZM55 43H56V42H55ZM57 43H58V42H57ZM70 43H71V42H70ZM75 43H76V42H75ZM121 43H122V42H121ZM121 43H120V45H121ZM166 43H167V42H166ZM235 43H237V42H235ZM7 44H8V43H7ZM37 44H38V43H37ZM62 44H63V43H62ZM66 44L68 45L67 42H66ZM127 44H129V43H127ZM131 44H132V43H131ZM176 44H177V43H176ZM190 44H191V43H190ZM194 44H195V43H194ZM197 44H198V43H197ZM203 44L207 45L206 43H203ZM227 44H229V45H227ZM238 44H240V43H238ZM258 44H259V43H258ZM13 45H14V44H13ZM69 45H70V44H69ZM69 45H68V46H69ZM122 45H123V44H122ZM133 45H134V44H133ZM154 45H155V44H154ZM164 45H165V43H164ZM166 45H167V44H166ZM195 45H196V44H195ZM75 46H76V45H75ZM127 46H128V45H127ZM227 46H229V47H227ZM232 46H234V45H232ZM241 46H242V45H241ZM3 47H4V46H3ZM51 47H52V46H51ZM55 47H56V46H55ZM71 47H72V46H71ZM71 47H70V48H71ZM100 47H101V46H100ZM124 47H125V46H124ZM149 47H150V46H149ZM163 47H164V46H163ZM168 47H169V46H168ZM174 47H175V46H174ZM202 47L204 48V46H201V48H202ZM225 47H226V48H225ZM235 47H236V46H235ZM235 47H234V48H235ZM65 48H66V47H65ZM65 48H64L63 50L65 51L64 53L67 54L66 51L69 50V49H66V50H65ZM72 48H73V47H72ZM118 48H119V47H118ZM141 48H142V45H141ZM161 48H162V47H161ZM193 48H194V47H193ZM195 48H196V47H195ZM205 48H206V47H205ZM205 48H204V49H205ZM224 48H225V49H224ZM259 48H260V47H259ZM14 49H16V48H14ZM78 49H79V48H78ZM121 49H122V51H124L126 48H124V49H123V48H120V51H121ZM128 49H130V47H129ZM168 49H170V48H168ZM177 49H179V48H177ZM187 49H189V48H187ZM210 49H211V48H210ZM235 49H236V48H235ZM241 49H242V48H241ZM243 49H244V48H243ZM261 49H262V48H261ZM12 50H13V47H12ZM18 50H19V49H18ZM49 50H50V49H49ZM70 50H71V49H70ZM139 50H140V49H139ZM147 50H148V49H147ZM160 50H161V49H160ZM162 50H164V49H162ZM162 50H161V51H162ZM195 50H196V49H195ZM198 50H199V49H198ZM200 50H203V49H200ZM217 50H218V49H217ZM217 50H215V51H217ZM244 50H245V49H244ZM262 50H263V49H262ZM23 51H24V50H23ZM72 51H73V50H72ZM83 51H84V50H83ZM104 51H105V50H104ZM107 51H108V50H107ZM118 51H119V50H118ZM125 51H126V50H125ZM129 51H130V50H129ZM131 51H132V49H131ZM135 51H136V50H135ZM144 51H146V50H144ZM149 51H150V50H149ZM191 51H192V50H191V48H190V52H191ZM228 51H229V50H228ZM233 51H234V50H233ZM13 52H14V50H13ZM42 52H43V51H42ZM70 52H71V51H70ZM88 52H90V51H88ZM88 52H87V53H88ZM174 52H175V51H174ZM176 52H177V51H176ZM178 52H179V51H178ZM190 52H188V53H190ZM203 52H204V50L201 52V56H204V55H205V53H204V55H202ZM207 52H208V51H207ZM237 52H238V51H237ZM237 52H236V53H237ZM253 52H255V51H253ZM260 52H262V51L260 50ZM11 53H12V52H11ZM114 53H115V52H114ZM114 53H112V54H114ZM119 53H120V52H119ZM123 53H124V52H123ZM134 53H136V52H134ZM150 53H151V52H150ZM191 53H192V52H191ZM226 53H227V52H226ZM241 53H242V52H241ZM257 53H258V52H257ZM14 54H15V53H14ZM55 54H56V53H55ZM59 54H60V53H59ZM71 54H72V52H71ZM98 54H99V53H98ZM129 54H130V53H129ZM141 54H143V52H142ZM169 54H170V52H169ZM180 54H181V53H180ZM212 54H214V53H212ZM255 54H256V52H255ZM263 54H264V53H263ZM11 55H12V54H11ZM56 55H58V53H57ZM63 55H64V54H63ZM63 55H61V56H63ZM68 55L70 56V54H68ZM116 55H117L116 57L119 56L118 53H116ZM126 55H127V54H126ZM139 55H140V54H139ZM167 55H168V53H167ZM215 55H216V54H215ZM217 55H218V54H217ZM219 55H220V54H219ZM222 55H223V54H222ZM225 55H226V54H225ZM243 55H244V52H243ZM243 55H240V56L243 57ZM132 56H133V55H132ZM174 56H175V55H174ZM191 56H192V54H191ZM194 56H195V55H194ZM198 56H199V55H198ZM237 56H238V55H237ZM34 57H35V56H34ZM57 57H58V56H57ZM59 57H60V56H59ZM63 57H64V56H63ZM79 57H80V56H79ZM93 57H94V56H93ZM123 57H124V55H123ZM123 57L121 58L122 60H124ZM127 57L130 58L129 55H128ZM127 57H126V58H127ZM134 57H135V55H134ZM134 57H133V59H134ZM246 57H247V55H246ZM60 58H61V57H60ZM217 58H218V57H217ZM243 58H244V57H243ZM243 58H242V59L240 58V59H241L240 61H242ZM247 58H248V57H247ZM247 58H246V59L244 58L243 61H245V60L248 61ZM100 59H101V58H100ZM121 59H120V57H119V60H121ZM133 59H132V60H133ZM136 59H137V57H136ZM163 59H164V58H163ZM203 59H204V58H203ZM205 59H207V58H205ZM248 59H249V58H248ZM250 59H251V58H250ZM96 60H97V59H96ZM114 60H116V59H114ZM130 60H131V58H130ZM77 61H78V60H77ZM117 61H118V59H117ZM128 61H129V60L127 59V60L124 61V62H126V64H127V63H129ZM199 61H200V59H199ZM202 61H203V60H202ZM202 61H200V62H202ZM220 61H221V60H220ZM237 61H239V60H237ZM258 61H259V60H258ZM5 62H6V63H5ZM7 62H8V63H7ZM17 62H18V61H17ZM57 62H58V61H57ZM81 62H82V61H81ZM120 62H122V61H120ZM130 62H131V61H130ZM212 62H213V61H212ZM227 62H228V61H227ZM234 62H236V61H234ZM102 63H103V62H102ZM105 63H106V62H105ZM236 63H237V62H236ZM241 63H242V62H241ZM3 64H4V66H5V64H7V66H8L7 68L10 67L9 70H11L12 66L10 65L9 61H4V63H2V65H3ZM15 64H16V63H15ZM103 64H104V63H103ZM124 64H125V63H124ZM172 64H173V63H172ZM174 64H175V63H174ZM218 64H220V63H217V62H215V63H214V62H213V63H210V62H207V61H205V60H204V62H202V64H199V63H198V65H200L202 68H205V69L208 68V67H211V66H213V67H217ZM230 64H231V63H230ZM239 64H240V63H239ZM246 64H247V63H246ZM248 64H249V63H248ZM2 65H1V66H2ZM12 65H13V64H12ZM25 65H26V64H25ZM38 65H39V64H38ZM182 65H183V64H182ZM186 65H187V64H186ZM236 65H238V64H236ZM15 66H16V65H15ZM15 66H13L14 69H16ZM18 66H19V64H18ZM30 66H31V65H30ZM30 66H29V67H30ZM33 66H34V65H33ZM105 66H106V65H105ZM110 66H111V65H110ZM119 66H120V65H119ZM128 66H129V65H128ZM135 66H136V65H135ZM224 66H225V65H224ZM21 67H22V66H21ZM59 67H60V66H59ZM111 67L113 68V66H111ZM121 67H122V66H121ZM239 67H240V65H239ZM242 67H243V66H242ZM1 68H2V67H1ZM18 68H19V67H17V69H18ZM27 68H28V67H27ZM68 68H69V67H68ZM75 68H76V67H75ZM127 68H128V67H127ZM202 68H201V69H202ZM229 68H230V67H229ZM234 68H235V67H234ZM12 69H13V68H12ZM17 69H16V70H17ZM20 69H21V68H20ZM23 69H24V68H23ZM77 69H78V68H77ZM85 69H86V68H85ZM94 69H95V68H94ZM144 69H145V68H144ZM180 69H181V68H180ZM2 70H3V69H2ZM4 70H5V69H4ZM32 70H34V69H32ZM38 70H39V68H38ZM64 70H65V69H64ZM171 70H172V69H171ZM184 70H185V69H184ZM184 70H183V71H184ZM230 70H231V69H230ZM12 71H13V70H12ZM12 71H11V72H12ZM24 71L26 72V68H25L24 70H22L21 72L23 73ZM30 71H31V68H30ZM70 71H71V70H70ZM79 71H80V72H79ZM121 71H123V70H121ZM138 71H139V70H138ZM141 71H142V70H141ZM227 71H228V70H227ZM227 71H226V72H227ZM8 72H9V71H8ZM27 72H28V71H27ZM32 72H33V73L29 72V75H26V76H28V78H29V77H31V75H32V78H34V77H33V74H35V73H34L35 71H32ZM36 72H37V71H36ZM72 72H73V71H72ZM78 72H79V74H80L81 76H84V74H86L85 72H84V74L82 73L83 75L81 74L82 69H81V70H78ZM91 72H94V73H95V71H93L92 69H91ZM96 72H99V71L97 70ZM187 72H188V71H187ZM221 72H222V71H221ZM226 72H225V73H226ZM229 72H230V71H229ZM12 73H13V72H12ZM18 73H19V72H18ZM30 73H31V74H30ZM87 73H88V72H87ZM94 73H93V74H94ZM109 73H110V72H109ZM142 73H143V72H142ZM183 73H184V72H183ZM0 74H1V73H0ZM13 74H14V73H13ZM23 74H25V73H23ZM26 74H27V73H26ZM73 74H74V73H73ZM93 74H92V75H93ZM177 74H178V73H177ZM218 74H219V73H218ZM220 74H221V73H220ZM227 74H228V73H227ZM59 75H62V74H59ZM59 75H56L55 78H57V76H59ZM64 75H65V74H64ZM80 75H78L79 78H80ZM86 75H87V74H86ZM92 75H91V77H93ZM142 75H143V74H142ZM144 75H145V74H144ZM221 75H222V74H221ZM221 75H220V76H221ZM242 75H243V74H242ZM4 76H6V75H4ZM12 76H13V75H12ZM35 76H36V75H35ZM37 76H38V75H37ZM66 76H67V75H66ZM75 76H76V75H75ZM78 76H76V77H78ZM88 76H89V74H88ZM91 77H90V78H91ZM113 77H114V76H113ZM124 77H125V76H124ZM145 77H146V76H145ZM205 77H206V76H205ZM26 78H27V77H26ZM58 78H59V77H58ZM60 78H61V76H60ZM107 78H108V77H107ZM110 78H111V77H110ZM228 78H229V76H228ZM11 79H12V78H11ZM16 79H17V78H16ZM29 79H30V78H29ZM81 79H82V78H81ZM111 79H113V78H111ZM132 79H133V78H132ZM146 79H147V78H146ZM216 79H217V78H216ZM27 80H28V79H27ZM58 80H60V79H58ZM85 80H86V78H85ZM88 80H90V79H88ZM107 80H108V79H107ZM107 80H106V82H107ZM163 80H164V79H163ZM202 80H204V79H202ZM217 80H218V79H217ZM225 80H226V79H225ZM227 80H229V79H227ZM227 80H226V81H227ZM237 80H238V79H237ZM252 80H253V79H252ZM12 81H13V80H12ZM20 81H22V80H20ZM23 81L28 82V81H26V80H23ZM32 81H34V80H32ZM108 81H109V80H108ZM112 81H113V80H112ZM142 81H143V80H142ZM197 81H198V80H197ZM215 81H216V80H215ZM219 81H220V80H219ZM219 81H218V82H219ZM231 81H232V80H231ZM245 81H248V80H245ZM97 82H98V81H97ZM104 82H105V81H104ZM234 82H235V81H234ZM242 82H243V81H242ZM251 82H253V81H251ZM251 82L249 81V82H246V83H247V85H250V86H251ZM30 83H31V79H30ZM82 83H83V82H82ZM85 83H86V82H85ZM101 83H102V81H101ZM114 83H115V82H114ZM114 83L112 82V84H114ZM154 83H155V82H154ZM186 83H187V82H186ZM191 83H192V82H191ZM202 83H203V82H202ZM253 83H254V82H253ZM28 84H29V82H28ZM31 84H32V83H31ZM88 84H89V83H88ZM103 84H104V83H103ZM107 84H108V83H107ZM107 84H106V85H107ZM161 84H162V83H161ZM203 84H205V83H203ZM225 84H226V83H225ZM231 84H232V83H231ZM238 84H240V83H238ZM238 84H237V85H238ZM25 85H27V84L25 83ZM36 85H37V84H36ZM82 85H83V84H82ZM86 85H87V84H86ZM96 85H97V84H96ZM96 85H95V86H96ZM101 85H102V84H101ZM101 85H100V86H101ZM205 85H207V84H205ZM217 85H218V84H217ZM226 85H229V84L227 83ZM226 85H225V86H226ZM244 85L247 86V85L245 84V82H244V84H242L241 86L245 87ZM253 85H254V84H253ZM60 86H61V85H60ZM98 86H99V85H98ZM100 86H99V88L101 89L103 86H101V87H100ZM109 86L112 87V85H109ZM114 86H115V85H114ZM114 86H113V87H114ZM142 86H143V85H142ZM163 86H164V85H163ZM192 86H193V85H192ZM196 86H197V85H196ZM196 86H195V87H196ZM200 86H201V85H200ZM202 86H203V85H202ZM208 86H209V84H208ZM238 86H239V85H238ZM241 86H240V87H241ZM250 86H248V87L250 88ZM61 87H62V86H61ZM90 87L94 88V86H92V84L90 85ZM105 87H106V86L104 85V87H103L102 89H104ZM165 87H166V86H165ZM209 87H210V86H209ZM226 87H227V86H226ZM229 87H230V86H229ZM229 87H228V88H229ZM243 87H242V88H243ZM251 87H252V86H251ZM253 87H254V86H253ZM257 87H258V85H257ZM0 88H1V87H0ZM83 88H84V87H83ZM114 88H115V87H114ZM191 88H192V87H191ZM193 88H194V87H193ZM197 88H198V87H197ZM206 88H207V87H206ZM53 89H54V88H53ZM87 89H89V88H87ZM90 89H91V88H90ZM161 89H162V88H161ZM161 89H160V90H161ZM186 89H187V88H186ZM231 89H233V88H231ZM231 89H230V90H231ZM246 89H247V87H246ZM7 90H8V89H7ZM36 90H37V89H36ZM104 90H105V89H104ZM191 90H192V89H190V91H191ZM223 90H224V89H223ZM225 90H226V89H225ZM225 90H224V91H225ZM240 90H241V89H240ZM33 91H34V90H33ZM51 91H52V90H51ZM62 91H63V90H62ZM68 91H69V90H68ZM81 91H82V90H81ZM92 91H93V89H92ZM99 91H100V90H99ZM101 91H102V90H101ZM179 91H180V90H179ZM187 91H188V90H187ZM187 91H186V92H187ZM193 91H195V90L193 89ZM203 91H204V90H202V93H203ZM210 91H211V90H210ZM258 91H260V94L263 95V94H264V86H259V87H258ZM72 92H73V91H72ZM82 92H83V91H82ZM138 92H139V91H138ZM138 92H137V93H138ZM180 92H181V91H180ZM180 92H179V93H180ZM200 92H201V91H200ZM228 92H229V91H228ZM241 92H242V91H241ZM42 93H43V92H42ZM74 93H75V91H74ZM76 93H77V92H76ZM94 93H95V92H94ZM94 93H93V94H94ZM107 93H108V92H107ZM147 93H148V92H147ZM177 93H178V92H177ZM205 93H206V92L204 91V94H205ZM221 93H222V92H221ZM224 93H225V92H224ZM90 94H92V93L90 92ZM93 94H92V95H93ZM164 94H165V93H164ZM187 94H188V93H187ZM194 94L197 95L198 93H194ZM194 94H193V95H194ZM6 95H7V94H6ZM77 95H78V94H77ZM101 95H102V94H101ZM137 95H139V94H137ZM217 95H218V94H217ZM25 96H27V95H25ZM94 96H95V95H94ZM96 96H97V95H96ZM96 96H95V99H96ZM121 96H122V95H121ZM184 96H185V94H184ZM191 96H192V94H191ZM203 96H204V95H203ZM15 97H16V96H15ZM68 97H69V96H68ZM71 97H72V96H71ZM82 97H83V96H82ZM102 97H104V96H102ZM126 97H127V96H126ZM144 97H145V96H144ZM156 97H157V96H156ZM176 97H177V95H176ZM178 97H180V94H179ZM181 97H182V96H181ZM189 97H190V96H189ZM200 97H201V96H200ZM13 98H14V97H13ZM28 98H29V97H28ZM57 98H58V97H57ZM88 98H89V97H88ZM92 98H93V97H92ZM252 98H253V97H252ZM98 99H99L100 101H102V100L100 99V96H99ZM108 99H109V98H108ZM119 99H120V98H119ZM57 100L62 101L61 98H60V99H57ZM106 100H107V98H106ZM147 100H148V98H147ZM183 100H184V99H183ZM248 100H249V99H248ZM33 101H34V100H33ZM59 101H58V102H59ZM63 101H64V100H63ZM133 101H134V100H133ZM17 102H18V101H17ZM19 102H20V101H19ZM22 102H23V101H22ZM38 102H39V101H38ZM47 102H49V101H47ZM47 102L45 101V103H47ZM93 102H94V101H93ZM109 102H110V101H109ZM147 102H148V101H147ZM176 102H177V101H176ZM49 103H50V102H49ZM52 103H53V102H52ZM54 103H55V101H54ZM59 103H60V102H59ZM96 103H97V102H96ZM129 103H130V102H129ZM164 103H165V102H164ZM25 104H26V103H25ZM56 104H57V102H56ZM56 104H55V105H56ZM101 104H102V103H101ZM174 104H176V103H174ZM49 105H50V104H49ZM51 105H52V104H51ZM105 105H106V104H105ZM130 105H131V104H130ZM170 105H171V103H170ZM36 106H37V105H36ZM36 106H35V107H36ZM39 106H40V105H39ZM46 106H47V104H46ZM56 106H57V105H56ZM92 106H95V105H92ZM106 106H107V105H106ZM135 106H136V105H135ZM135 106H134V107H135ZM157 106H158V105H157ZM175 106H176V105H175ZM200 106H201V105H200ZM37 107H38V106H37ZM99 107H100V106H99ZM126 107H127V106H126ZM130 107H132V106H130ZM31 108H32V107H31ZM91 108H92V107H91ZM91 108H90V109H91ZM94 108H96V107H94ZM101 108H102V107H101ZM101 108H97V109H101ZM204 108H205V106H204ZM32 109H33V108H32ZM45 109H47V108H45ZM83 109H84V107H83ZM42 110H43V108H42ZM101 110H103V108H102ZM122 110H123V109H122ZM130 110H131V109H130ZM134 110H135V109H134ZM165 110H166V109H165ZM178 110H179V109H178ZM224 110H225V109H224ZM28 111H29V110H28ZM47 111H48V109H47ZM59 111H60V110H59ZM59 111H58V113H59ZM65 111H66V110H65ZM97 111H98V110H97ZM188 111H189V110H188ZM205 111H206V110H205ZM38 112H39V111H38ZM49 112H50V111H49ZM49 112H48V113H49ZM119 112H120V111H119ZM133 112H134V111H133ZM135 112H137V111H135ZM142 112H143V111H142ZM162 112H163V111H162ZM179 112H180V111H179ZM186 112H187V111H186ZM190 112H191V111H190ZM201 112H202V111H201ZM223 112H224V111L222 110V113H223ZM56 113H57V112H56ZM56 113H55V114H56ZM104 113H105V112H104ZM181 113H183V114H181ZM194 113H195V114H193V115H197L196 112H194ZM199 113H200V112H199ZM203 113H204V112H203ZM206 113H208V112H206ZM42 114H43V113H42ZM63 114H64V113H63ZM93 114H94V113H93ZM100 114H101V111H100ZM179 114L181 115V117H183L182 115H184V111H181ZM200 114H201V113H200ZM208 114H209V113H208ZM210 114H211V112H210ZM210 114H209V115H210ZM223 114H225V113H223ZM10 115H11V114H10ZM14 115H15V114H14ZM80 115H81V114H80ZM83 115H84V114H83ZM101 115H102V114H101ZM189 115H190V113H189ZM203 115H205V114H203ZM203 115H202V116H203ZM30 116H31V115H30ZM55 116H56V115H55ZM55 116H54V117H55ZM69 116H70V115H69ZM97 116H98V113H97ZM198 116H199V115H198ZM200 116H201V115H200ZM210 116L213 117L214 115L211 114ZM3 117H4V116H3ZM20 117H21V116H20ZM34 117L36 118L35 115H34ZM50 117H51V116H50ZM57 117H58V116H57ZM67 117H68V116H67ZM98 117H99V116H98ZM196 117H197V116H196ZM32 118H33V117H32ZM79 118H81V117H79ZM84 118H85V117H84ZM138 118H139V117H138ZM173 118H174V117H173ZM185 118H186V117H185ZM205 118H206V115H205ZM208 118H209V117H208ZM22 119H23V118H22ZM27 119H28V118H27ZM47 119H48V118H47ZM52 119H56V117L53 118V116H52ZM59 119H61V120H59ZM59 119H58L59 121H62V120H63V118H60V117H59ZM198 119H200V118H198ZM211 119H213V118H211ZM4 120H5V119H4ZM42 120H43V119H42ZM82 120H83V119H82ZM86 120H87V119H86ZM184 120H185V119H184ZM19 121H20V120H19ZM21 121H22V120H21ZM21 121H20V122H21ZM51 121H52V122H51ZM51 121H49V122L46 121V123H47V126H46L47 128H46V129H47V132H48L49 137H50V135H51L55 130H57V127H60V125H61V123H60V122H57V120H55V121L51 120ZM80 121H81V120H80ZM110 121H111V120H110ZM131 121H132V119H131ZM150 121H151V120H150ZM31 122H32V121H31ZM31 122H30V123H31ZM37 122H38V121H37ZM40 122H41V121H40ZM40 122H39V124H40ZM44 122H45V120H44ZM69 122H70V121H69ZM108 122H109V121H108ZM113 122H114V121H113ZM120 122H121V121H120ZM158 122H159V121H158ZM158 122H157V123H158ZM181 122H182V121H181ZM261 122H264V113L261 114V116L259 117V119L257 120V122H256L255 124H253V125H251V124H250V125H249V124H248V125H244V126L238 128V131H241V132H244V133H245V132H249V131H253V130H255V129H257V128L260 127V126H259V123H261ZM39 124H38V125H39ZM72 124H73V123H72ZM109 124H110V123H109ZM28 125H29V124H28ZM33 125H34V124H33ZM33 125H32V126H33ZM35 125H37V124H35ZM42 125H44V124H42ZM81 125H83V124H81ZM133 125H134V124H133ZM181 125H182V124H181ZM260 125H261V124H260ZM153 126H154V125H153ZM166 126H167V125H166ZM170 126H171V125H170ZM183 126H184V125H183ZM21 127H22V126H21ZM28 127H29V126H28ZM74 127H75V126H74ZM209 127H210V126H209ZM220 127H221V126H220ZM224 127H225V128H224ZM224 127H223V129H225V133H226V132L228 133V132H230V131H237V130H236L237 128H232V127H228V126H224ZM31 128H32V127H31ZM31 128H30V129H31ZM39 128H40V127H39ZM109 128H110V127H109ZM147 128H148V127H147ZM156 128H157V127H156ZM43 129H44V128H43ZM149 129H150V128H149ZM36 130H37V129H36ZM36 130H35V131H36ZM38 130H39V129H38ZM44 130H45V129H44ZM74 130H76V129H74ZM170 130H171V129H170ZM4 131H5V130H4ZM78 131H79V130H78ZM166 131H167V130H166ZM238 131H237V132H238ZM76 132H77V131H76ZM142 132H143V131H142ZM142 132H140V133H142ZM109 133H110V132H109ZM125 133H126V131H125ZM131 133H132V132H131ZM144 133H145V132H144ZM213 133H214V132H213ZM238 133H239V132H238ZM128 134H129V133H128ZM134 134L136 135L137 133H134ZM155 134H156V133H155ZM251 134H252V133H251ZM8 136H9V133H8ZM16 136H17V135H16ZM34 136H36V135H34ZM122 136H123V135H122ZM138 136H139V135H138ZM138 136H137V137H138ZM31 137H32V136H31ZM39 137H40V136H39ZM116 137H117V136H116ZM130 137H131V136H130ZM137 137H136V138H137ZM145 137H146V135H145ZM225 137H226V136H225ZM13 140H15V139H13ZM13 140H12V141H13ZM94 140H95V139H94ZM12 141H11V142H12ZM99 141H102V140H99ZM168 141H169V140H168ZM191 141H192V140H191ZM217 141H218V140H217ZM95 142H96V141H95ZM144 142H146V141H144ZM253 142H254V141H253ZM261 142H263V141H261ZM12 143H13V142H12ZM69 143H70V141H69ZM74 143H75V142H74ZM98 143H99V142H98ZM148 143H149V142H148ZM159 143H160V142H159ZM256 143H257V142H256ZM256 143H255V144H256ZM198 144H199V143H198ZM88 145H89V144H88ZM135 145H136V144H135ZM138 145H139V144H138ZM156 145H158V144H156ZM163 145H164V144H163ZM163 145H162V146H163ZM249 145L251 146V144H248V146H249ZM260 145H261V144H260ZM260 145L258 144L257 146H259V147L261 148ZM13 146H14V145H13ZM23 146H24V145H23ZM98 146H99V144H98ZM153 146H154V145H153ZM158 146H159V145H158ZM160 146H161V143H160ZM160 146H159V147H160ZM164 146H165V145H164ZM164 146H163V147H164ZM248 146H246V148H248ZM250 146H249V147H250ZM40 147H41V146H40ZM116 147L120 148V146H116ZM143 147H144V146H143ZM156 147H157V146H156ZM156 147H155V148H156ZM163 147H162V149H163ZM199 147H200V146H199ZM263 147H264V146H263ZM30 148H31V147H30ZM36 148L38 149L39 146L36 147ZM89 148H90V147H89ZM96 148H97V147H96ZM99 148H100V147H98V150H99ZM113 148H114V147H113ZM118 148H117V149H118ZM217 148H218V147H217ZM230 148H231V147H230ZM230 148H229V149H230ZM254 148H255V147H253V149H254ZM17 149H18V148H17ZM87 149H88V148H87ZM121 149H122V148H121ZM160 149H161V148H160ZM226 149H227V148H226ZM255 149H256V148H255ZM261 149H262V148H261ZM7 150H8V149H7ZM96 150H97V149H96ZM96 150H95V151H96ZM123 150H124V149H123ZM210 150H213V149H210ZM256 150H257V149H256ZM259 150H260V149H259ZM262 150H264V149H262ZM262 150H261V151H262ZM11 151H14V150H11ZM11 151H10V152H11ZM101 151H103V150H101ZM106 151H107V150H106ZM110 151H111V150H110ZM116 151H117V150H116ZM120 151H121V150H120ZM230 151H231V150H230ZM240 151H241V150H240ZM243 151H244V150H243ZM246 151H247V150H245V152H246ZM14 152H15V151H14ZM18 152H19V151H18ZM18 152H16L17 154L12 153L11 155H10V153L8 152V153H9L8 156H10V157L13 156V157H14L15 155H19ZM99 152H100V151H99ZM202 152H203V151H202ZM215 152H216V151H215ZM217 152H218V151H217ZM249 152H250V151H249ZM94 153H95V155H96V152H94ZM94 153H93V154H94ZM100 153H104V152H100ZM117 153H118V151H117ZM212 153H213V152H212ZM234 153H235V152H234ZM250 153H251V152H250ZM252 153H253V152H252ZM255 153H258V152L256 151ZM98 154H99V153H98ZM109 154H110V153H109ZM118 154H120V152H119ZM200 154H201V153H200ZM223 154H224V153H223ZM230 154H231V153H230ZM101 155H103V154H101ZM105 155H106V154H105ZM110 155H111V154H110ZM211 155H213V154H211ZM211 155H210V156H211ZM244 155H245V154H244ZM115 156H116V155H115ZM120 156H121V155H120ZM199 156H200V155H199ZM215 156H216V154H215ZM233 156H234V155H233ZM249 156H250V155H249ZM249 156H248V155H247V156H244V157L246 158V160H247V161L245 160L247 163H249V162H250L249 160L251 159V158H250L251 156H250V157H249ZM10 157H7V156H6V157H5V161H6L7 159H10ZM13 157H11V158L14 160ZM32 157H33V156H32ZM50 157H51V156H50ZM93 157H94V156H93ZM93 157H92V158H93ZM97 157H98V155L95 156L94 158L96 159ZM101 157H102V156H101ZM109 157H110V156H109ZM109 157H108V158H109ZM112 157H114V155H113ZM112 157H110V158H112ZM226 157H228V156H226ZM226 157H223V159H221V162H222L223 160H225ZM15 158H16V157H15ZM17 158H18V157H17ZM21 158H22V157H21ZM104 158H105V157H104ZM199 158H200V157H199ZM199 158H198V159H199ZM210 158H211V157H210ZM228 158H229V157H228ZM228 158H227V159H228ZM241 158H243V157H241ZM245 158H244V159H245ZM248 158H249V159H248ZM252 158H253V157H252ZM68 159H69V158H68ZM95 159H94V160H95ZM97 159L100 160L99 157H98ZM105 159H106V158H105ZM234 159H235V158H234ZM255 159H256V158H255ZM10 160H11V159H10ZM13 160H11V161H13ZM102 160H103V159H102ZM112 160H113V158H112ZM115 160H118V159L116 158ZM211 160H212V159H211ZM237 160H238V158H237ZM256 160H257V159H256ZM5 161H4V162H5ZM8 161H9V160H8ZM18 161H19V160H18ZM84 161H85V160H84ZM92 161H93V159H92ZM100 161H101V160H100ZM103 161H104V160H103ZM106 161H108V160H106ZM109 161H111V159H109ZM133 161H134V160H133ZM135 161H136V160H135ZM144 161H145V160H144ZM227 161H228V160H227ZM252 161H253V160H252ZM9 162H10V161H9ZM95 162H96V161H95ZM95 162H94L95 165H93L94 167L97 165ZM114 162H115V161H114ZM215 162H216V161H215ZM221 162H220V163H221ZM224 162H225V161H224ZM6 163H7V162H6ZM105 163H106V162H105ZM108 163H109V162H108ZM111 163H113V162H110L109 165H110ZM200 163H202V161H200ZM200 163H199L198 165H202V164H200ZM212 163H213V162H212ZM257 163H258V162H257ZM27 164H28V163H27ZM30 164H31V163H30ZM57 164H58V163H57ZM135 164H136V163H135ZM144 164H145V163H144ZM205 164H207V163H205ZM205 164H204V165H205ZM214 164H215V163H214ZM224 164H225V163H224ZM245 164H246V163H245ZM245 164H242V165H245ZM252 164H253V163H252ZM31 165H32V164H31ZM89 165H90V164L87 163V166H89ZM141 165H142V164H141ZM146 165H147V164H146ZM225 165H226V164H225ZM227 165H228V164H227ZM250 165H251V164H250ZM9 166H10V165H9ZM85 166H86V165H85ZM85 166H83V167L81 168V170H83V168H85ZM90 166H91V165H90ZM90 166L87 167L88 170H89L88 173L90 172V169H91ZM135 166H136V165H135ZM154 166H155V165H154ZM191 166H192V164H191ZM221 166H222V163H221ZM239 166H240V165H239ZM259 166H260V165H259ZM13 167H14V166H13ZM94 167H93V168H94ZM99 167H101V165H100V166L98 165V168H99ZM132 167H133V166H132ZM150 167H151V164H150ZM150 167H148V168H150ZM175 167H176V166H175ZM183 167H184V165H183ZM199 167L203 168V171L206 170V169H204V168L206 167V165H205L204 167H202V166H199ZM237 167H238V166H237ZM255 167H256V165H255ZM257 167H258V166H257ZM65 168H66V167H65ZM67 168H68V167H67ZM93 168H92V171H94V169H95L96 167H95L94 169H93ZM98 168H97V169H98ZM145 168H146V170H147V166H145ZM152 168H153V167H152ZM208 168H209V167H208ZM224 168H225V167H224ZM261 168H262V167H261ZM7 169H8V168H7ZM11 169H12V168H11ZM28 169H29V168H28ZM63 169H64V167H63ZM63 169H62V170H63ZM97 169H95V170H97ZM127 169H128L127 172L129 173V172H130V169H129V168H127ZM139 169H140V168H139ZM180 169H181V167H180ZM182 169H183V168H182ZM194 169H195V168H194ZM197 169H198V168H197ZM213 169H214V168H213ZM240 169H241V168H240ZM9 170H10V169H9ZM21 170H22V169H21ZM62 170H61V171H62ZM81 170H80L79 172H83V171H81ZM137 170H138V169H137ZM150 170H151V171H149V170H147V171H149V172H154V169H150ZM155 170H156V169H155ZM242 170H243V169H242ZM247 170H248V169H247ZM250 170H251V169H250ZM250 170H249V171H250ZM2 171H3V169H2ZM14 171H15V169H14ZM44 171H45V170H44ZM52 171H53V170H52ZM85 171H86V170H85ZM92 171H91V172H92ZM102 171H103V170H102ZM124 171H126V170H123L122 173H124ZM147 171H146V172H147ZM201 171H202V170H201ZM201 171H199V172H201ZM203 171H202V172H203ZM209 171H210V170H209ZM209 171H208V172H209ZM239 171H240V170H239ZM252 171H253V170H252ZM257 171H258V170H257ZM11 172H12V171H11ZM63 172H64V170H63ZM63 172H62V173H63ZM91 172H90V173H91ZM132 172H133V171H131V173H132ZM137 172H138V171H137ZM157 172H159V171L156 170V173H157ZM170 172H171V171H170ZM178 172H179V171H178ZM182 172H183V171H180L179 173L185 177V179L183 178L185 181H187V179H189V181L192 180V179H194L193 176L191 175V174H194V173H190V172L188 173V172H186V170H185V172H184V173L186 174V175H185V174L182 173ZM205 172H207V170H206ZM215 172H216V171H215ZM241 172H242V171H241ZM41 173H42V172H41ZM52 173H53V172H52ZM92 173H94V172H92ZM117 173H118V172H117ZM128 173L125 172V174L128 175V176H129V174L132 175L131 173H129V174H128ZM133 173L136 175V172H133ZM139 173H140V172H139ZM187 173H188V175H187ZM217 173H219V171L216 172V174H217ZM225 173H226V172H225ZM244 173L246 174L245 171H244ZM249 173H253V172L250 171ZM38 174H39V173H38ZM78 174H79V177H81L82 175H83V176H88V175L86 174V172H85L86 175L83 174V173H78ZM80 174H81V175H80ZM95 174H96V172H95ZM137 174H138V173H137ZM151 174H152V173H151ZM158 174H159V173H158ZM162 174H163V173H162ZM173 174H174V173H173ZM173 174H172V175H173ZM201 174H202V173H201ZM203 174H204V172H203ZM203 174H202V175H203ZM216 174H215V175H216ZM256 174L258 175V173H256ZM260 174H261V172H260ZM10 175H11V174H10ZM15 175H16V174H14V176H15ZM29 175H30V174H29ZM42 175H43V174H42ZM44 175H45V174H44ZM64 175H65V173H64ZM68 175H69V174H68ZM76 175H77V174H76ZM122 175H124V174H122ZM135 175H133V176H135ZM148 175L151 177L150 174H148ZM155 175H156V174H155ZM189 175H191L192 179H191V177H190ZM202 175H201V176H202ZM210 175H211V174H210ZM215 175H214V176H215ZM249 175H250V174H249ZM261 175H262V174H261ZM261 175H260V176H261ZM263 175H264V174H263ZM2 176H3V175H2ZM12 176H13V175H12ZM25 176L27 177L28 175H25ZM34 176H35V175H34ZM50 176H51V175H50ZM55 176H56V175H55ZM77 176H78V175H77ZM77 176H75V177H77ZM137 176H139V175H136V177H137ZM140 176H142V175H140ZM140 176H139V177H140ZM149 176H148V178H149ZM170 176H171V175H170ZM199 176H200V175H199ZM241 176H242V175H241ZM244 176H246V175H244ZM251 176H252V175H251ZM260 176H259V177H260ZM18 177H19V175H18ZM32 177H33V176H32ZM37 177H38V175H37ZM43 177H44V176H43ZM95 177H96V176H95ZM129 177H131V176H129ZM156 177L158 178L159 176L156 175ZM166 177H167V176H165L164 179H165ZM188 177H190V178H188ZM202 177H203V176H202ZM202 177H201V178H202ZM215 177H217V176H215ZM226 177H227V176H226ZM261 177H262V176H261ZM21 178H22V177H21ZM29 178H31V176H30ZM40 178H41V177H40ZM44 178H45V177H44ZM46 178H47V176H46ZM81 178H85V177H81ZM121 178H122V177H121ZM123 178H124V179L126 178L125 175H124ZM154 178H155V177H154V175H153V178L151 177L150 180H152V179H154ZM157 178H155V179H156L157 182H158V179H157ZM167 178H168V177H167ZM174 178H178V175H176V177H174ZM174 178H173V179H174ZM186 178H187V179H186ZM198 178H200V177H198ZM198 178H197V179H198ZM205 178H208V177H205V176H204L203 179H204L205 181L201 179V180L204 182V183H200L201 186H202V188H203V185H204V188H205V187H209L208 185L211 184L210 182H207V181H209L210 179L208 180V179H205ZM213 178H214V177L212 176V179H213ZM218 178H219V176H218ZM247 178H249V177H247ZM14 179H15V177H14ZM24 179H25V178H24ZM32 179H33V178H32ZM34 179H35V178H34ZM41 179H42V178H41ZM47 179H48V178H47ZM47 179H45V180H47ZM49 179H51V178H49ZM49 179H48L47 182H49ZM74 179H75V178H74ZM127 179H128V178H127ZM137 179H138V178H137ZM159 179H160V178H159ZM179 179H180V177H179ZM183 179H182V180H183ZM254 179H255V177H254ZM18 180H19V179H18ZM115 180H116V179H115ZM174 180H175V179H174ZM176 180H177V181H176ZM176 180H175V181L178 182V179H176ZM206 180H207V181H206ZM213 180H215V181H220V180H221L222 182L220 181V183H219V187H220V188H223V190H224V188H226L227 185H228V181H226L225 179H224V180H225V183H223L224 180L221 179V178H219V179H216V178H215V179H213ZM235 180H236V179H235ZM237 180H238V178H237ZM237 180H236V181H237ZM243 180H244V181H247V180H249V179H243ZM261 180H262V179H261ZM3 181H4V180H3ZM21 181H22V180H21ZM35 181H36V180H35ZM43 181H44V180H43ZM58 181H59V180H58ZM96 181H98V180H96ZM154 181H155V180H152L151 182H154ZM165 181H166V180H165ZM185 181H181V179H180V181H179L178 183L180 184V183L183 182V183L187 184V183L189 182V181H187V183H186ZM192 181H194V180H192ZM192 181H190V182L188 183V184H189V185H188L189 188H187V189H188L189 191H191L192 189H194V188L196 187L195 185L197 184V183L194 184V182H193V184H191ZM241 181H242V180H241ZM244 181H243V182H244ZM249 181L252 182V180H249ZM9 182H10V181H9ZM9 182L7 181V183H9ZM23 182H24V181H23ZM23 182H22V183H23ZM39 182H40V181H39ZM50 182H51V180H50ZM101 182H102V180H101ZM195 182H196V180H195ZM198 182H200V180H199ZM234 182H235V181H234ZM247 182H248V181H247ZM251 182H250V183H251ZM262 182H263V184H264V180H263ZM12 183H13V182H12ZM25 183H26V182H25ZM27 183H29V182H27ZM99 183H100V180H99ZM134 183H136V182H134ZM154 183H155V182H154ZM183 183H182V184H183ZM208 183H209V184H208ZM226 183H227V184H226ZM250 183H249V184H250ZM10 184H11V183H10ZM18 184H20V183L18 182ZM96 184H97V183H96ZM158 184H159V183H158ZM160 184H161V182H160ZM190 184H191V186H190ZM198 184H199V183H198ZM200 184H199V186H200ZM217 184H218V183H217ZM225 184H226V187H225ZM235 184H237V182H236ZM235 184L233 185V183H232V184H231V187H229V190H230L231 188H233V189H231L232 192H233L235 186H237V187H235V188H236V189L234 190L235 192H236V191H239L240 188H241V186H243V184H241V185L239 186L240 188H238V184H237V185H235ZM239 184H240V183H239ZM246 184H247V183H246ZM3 185H4V184H3ZM20 185H21V184H20ZM34 185H35V184H34ZM44 185H45V184H44ZM78 185H79V184H78ZM97 185H98V184H97ZM100 185H101V184H100ZM129 185H130V184H129ZM135 185H136V184H135ZM171 185H173V184H171ZM192 185H194L195 187H192ZM221 185H224V186L221 187ZM244 185H245V184H244ZM254 185H255V184H254ZM254 185H253V186H254ZM256 185H257V186L260 185V186L263 188V190H262V189H260V190H262L263 193H264V187H263L261 184H259V183L256 184ZM9 186H10V185H9ZM31 186H32V185H31ZM62 186H63V185H62ZM91 186H92V185H91ZM93 186H94V185H93ZM112 186H113V185H112ZM117 186H118V185H117ZM136 186H137V185H136ZM178 186H179V185H178ZM184 186H185V185H183V186L180 185V188L178 187V190H177V188H176V190H173V191H177V192H178L179 190L181 191L182 189L185 190ZM186 186H187V185H186ZM197 186H198V185H197ZM201 186H200V187H201ZM257 186H256V187H257ZM5 187H6V186H5ZM20 187H21V186H20ZM37 187H38V186H37ZM73 187L75 188L76 186H73ZM101 187H102V186H101ZM104 187H106V186H104ZM200 187H198V190H197V191H199ZM256 187H255V188H256ZM9 188H11V187H9ZM48 188H49V187H48ZM83 188H84V187H83ZM91 188H93V187H91ZM152 188H153V187H152ZM170 188H171V187H170ZM196 188H197V187H196ZM212 188H213V186H212ZM1 189H2V188H1ZM32 189H33V188H32ZM36 189H37V188H36ZM41 189H42V188H41ZM44 189H45V188H44ZM71 189H72V188H70V189L67 190V189L64 188V190L61 191V194L59 193V195H57V193H56V194H53V195H52V193H48L49 195L46 197V203H49L50 198H52V196H53V199H52V200H53V201H55V200L57 201V200L62 199V198L64 197V195H65V197H64L65 199H62V200H63V201H64V200H67V201H68V200H69V197H70L69 195L72 194L74 191H76L75 189H74V190H73V189L71 190ZM125 189H126V188H125ZM138 189H139V188H138ZM27 190H28V189H27ZM37 190H38V189H37ZM65 190H66V191H69L70 193L68 192V193H69V194H68V193L64 192ZM90 190H92V189H90ZM104 190H105V189H104ZM104 190H103V191H104ZM123 190H124V188H123ZM123 190H122V192H123ZM184 190H183V191H184ZM194 190H195V189H194ZM194 190H193V191H194ZM229 190H228V194H229V196H231L232 194H235V192H233V193H229V192H230ZM257 190H258V188H257ZM260 190H259V191H260ZM49 191H50V190H49ZM72 191H73V192H72ZM115 191H116V190H115ZM180 191H179V192H180ZM185 191H186V190H185ZM185 191H184V192H185ZM193 191H192V192H193ZM200 191H201V190H200ZM202 191H203V190H202ZM211 191H212V190H211ZM211 191H210V193H211ZM225 191H226V190H225ZM259 191H258V193H257V191H256V194H259ZM23 192H24V191H23ZM52 192H53V191H52ZM62 192H63V194H62ZM116 192H117V191H116ZM116 192H114L115 195L117 194ZM118 192H119V191H118ZM122 192H120V194H118L119 196L116 195V196H117V199L114 198L115 195H114V196H113V195H112V196L110 195V196H111L110 199H113V200H111V201L108 200V201L110 202V204H111V203H112L113 205L115 204L114 206H119V205H116L117 203H116L115 201L118 200V199H119L118 197H120V195L122 194L121 196H123V198H124L125 196H126V197L124 198V200L121 198V200H123V201H121V203H122V202H124V203H122V204L120 203V204H121L122 206H124V209H125V205H126L128 202H130L129 200H131V197H130L129 193H127V189H126V191L124 190L123 193H122ZM125 192H126L127 194H125ZM129 192L131 193V191H129ZM132 192H133V191H132ZM169 192H170V191H169ZM184 192H183V193H184ZM64 193H66V194H64ZM74 193H75V192H74ZM74 193H73L72 195H75ZM134 193H135V192H134ZM140 193H141V195H140ZM140 193L138 194V191H137L135 194H136V195H139L140 197L143 196L144 193H142V192H140ZM171 193L173 194L174 192H171ZM171 193H170V196H173ZM183 193H181V194H183ZM186 193H188V192H186ZM193 193H194V192H193ZM195 193H196V192H195ZM23 194H24V193H23ZM25 194H26V193H25ZM27 194H28V191H27ZM41 194H42V193H41ZM135 194H134V195H135ZM152 194H153V193H152ZM178 194H179V193H177V194L175 193V195H178ZM181 194H179L176 198H178ZM184 194H185V193H184ZM212 194H213V193H212ZM220 194H221V193H220ZM230 194H231V195H230ZM240 194H241V193H240ZM43 195H44V191H43ZM50 195H51V196H50ZM60 195H61L62 197H60ZM66 195H68V198H66ZM72 195H71V196H72ZM83 195H84V194H83ZM127 195H129V199H127ZM131 195H132V197H135V196H133L132 193H131ZM146 195H147V194H146ZM192 195H193V194H192ZM33 196H34V195H33ZM55 196H57V199L55 198ZM58 196H59L60 198H59ZM89 196H90V195H89ZM89 196H88V198H89ZM139 196H137V199H136V198H134V199L136 200V202L139 201V202H142V204H143V201L145 202V199H146V198L141 197L142 199L139 200V199H140ZM184 196H186V195H184ZM189 196H191V195H189ZM197 196H198V195H197ZM212 196H213V195H212ZM257 196H258V197H257V198H258L257 200H259V198H261L260 200H262V198L264 197V194H263V197H262V196H259V195H257ZM48 197H49V199H47ZM103 197H104V196H103ZM174 197H175V196H174ZM174 197H173V198H174ZM194 197H196V196H193L192 198H194ZM198 197H199V196H198ZM225 197H226V195H225ZM233 197H234V196H231V198H233ZM243 197H244V196H243ZM251 197H252V196H251ZM24 198H25V197H24ZM40 198H41V197H40ZM43 198H44V197H43ZM58 198H59V199H58ZM138 198H139V199H138ZM154 198H155V197H154ZM163 198H164V197H163ZM189 198H190V197H189ZM238 198H239V197H238ZM29 199H30V198H29ZM92 199L94 200V198H92ZM92 199H91V200H92ZM114 199H115V201H114ZM125 199H126V200H125ZM132 199H133V198H132ZM134 199H133V200H134ZM182 199H183V198H182ZM226 199H227V201H229L227 197H226ZM243 199H245V198H243ZM62 200H60V201H62ZM80 200H81V199H80ZM87 200H88V199H87ZM91 200H90V201H91ZM105 200H107V199H105ZM119 200H120V199H119ZM127 200H128V202L126 203ZM137 200H138V201H137ZM183 200H184V199H183ZM183 200H182V201H183ZM186 200L189 202L191 199H190V200L186 199ZM186 200H185V201H186ZM193 200H194V199H193ZM195 200H196V199H195ZM198 200H199V199H198ZM223 200H224V199H223ZM239 200H242V198L240 197ZM247 200H248V199H247ZM22 201H23V200H22ZM26 201H27V200H26ZM26 201H25V202H26ZM44 201H45V200H44ZM69 201H71V200H69ZM69 201H68V202H69ZM90 201H89L90 204L94 202V201H92V202H90ZM235 201H236V200H235ZM243 201H244V200H243ZM243 201H240V204H241V203H244ZM13 202H14L15 205L17 204V203H15V201H13ZM50 202H51V201H50ZM65 202H66V201H65ZM109 202H107V204H108ZM113 202H114V203H113ZM118 202H119V201H118ZM136 202H135V203H136ZM237 202H239V201H237ZM245 202H246V200H245ZM263 202H264V201H263ZM263 202H262V204H263ZM40 203H41V202H40ZM84 203H85V202H84ZM84 203L82 202L83 205H81V203H78V202H77L76 204L78 205L77 207H82V208L84 207V208H85L87 205H84ZM103 203L105 204V202L100 203V204H102L101 206H103L102 208H104V210L102 209V210H103L102 214L105 212V208L108 207V205L106 206V205H104ZM130 203H131V202H130ZM132 203H133V201H132ZM145 203H146V202H145ZM156 203H158V201H157ZM156 203L152 204L151 206H154ZM184 203H185V202H184ZM189 203H190V202H189ZM189 203H187V204H189ZM214 203H215V202H214ZM214 203H212V206H213ZM248 203H249V202H248ZM254 203H255V202H254ZM6 204H7V203H6ZM9 204L12 205L11 202H9ZM19 204H20V205H19ZM19 204H18V205H19L21 208L15 206V207H12L11 210H13V209L15 210V209H18V208H19L18 210L20 211V209H21V211H20L21 213H20L18 210H16V212H14V213L16 214V215H15L16 217H17V215H20L19 217H20L21 219H19V220H22V221H23V219H24V226H25V225H26V226H27V225L31 226L30 223H31L32 221H34V222H32V226H31V227H32L33 233H35V232H34V229L37 228V229H35V231L38 230L37 235H39V233H42V232H41V229H43V228L40 229V227H41V224H43V222H44V221H41L42 219H40L39 221H41V223H40V227H38V226H39L38 218H39L40 216H39V215H38V216H35V215L39 214L40 212H42L43 215H45L44 218L46 217V215H50V219L56 217V218H54V219H58L57 223L62 222V221L65 220L64 217H63V218L61 217V216H62V213H64V212H61L62 210H60V212H61V214L59 215L60 218H59V217L57 218V216H58V214H59V211H54V210H53L54 212H53V211H50V208H51V207L47 208V207L45 206V207H44V210H43L42 208L39 207L40 209H42V211H41L39 208L36 209L35 206H34V208L32 207V208L34 209V210H32V208H30L29 206H28V207L22 206L21 204H23V203H19ZM27 204H29V203H27ZM30 204H31V203H30ZM32 204H33V203H32ZM32 204H31V205H32ZM50 204H51V203H50ZM73 204H74V203H73ZM76 204H74V206L72 205V206L74 207V209L76 208L75 210H73V207H72V206H71V208H69V207L67 208V210L70 209V212H68V213H69L68 215H70V217H71V216L73 217V214H71V213H74V214H75V213L77 212L76 214L80 215V212H82L83 210L85 211V209L88 208V207H86L85 209H82V208H81V209H82V210H81V209L75 207ZM85 204H86V203H85ZM90 204H88V205H90ZM97 204H98V203H97ZM124 204H125V205H124ZM190 204H191V203H190ZM216 204H217V202H216ZM216 204H215V206H216V208H217V205H216ZM236 204H237V203H236ZM260 204H261V203H260ZM4 205H5V204H4ZM25 205H26V204H25ZM31 205H30V206H31ZM37 205H38V204H37ZM42 205H43V204H42ZM44 205H46V204L44 203ZM80 205H81V206H80ZM91 205H92V204H91ZM91 205H90V206H91ZM127 205H128V206H127ZM127 205H126V206L128 207V209H126V211L124 210L126 213H127V210L129 211L130 209H132V206L129 207V204H127ZM131 205H132V204H131ZM143 205H144V204H143ZM156 205H157V204H156ZM156 205H155V207H156ZM227 205H229V204L227 203ZM230 205H231V203H230ZM234 205H235V204H234ZM5 206H7V205H5ZM13 206H14V205H13ZM55 206H56V205H55ZM94 206H97V205H95V203H94V205H93L92 207H94ZM104 206H105V207H104ZM110 206L112 207V205H110ZM133 206H135L134 203H133ZM144 206H146V204H145ZM157 206H159V207H156L157 209H156V208H152V210L155 209V210H153V211H154V214H159V213H160V210H161V213H162V210H164V209H163V207L161 206V204L158 203ZM187 206H188V205H187ZM192 206H193V205H192ZM212 206H211L210 208H212ZM215 206H213V207L215 208ZM241 206H242V205H241ZM248 206H249V204H248ZM250 206H251V205H250ZM2 207H3V206H2ZM59 207H60V206H58V208H59ZM66 207H67V206H66ZM92 207H91V208H92ZM160 207H161V208H160ZM222 207H223V206H222ZM229 207H230V206H229ZM229 207H228V208H229ZM239 207H240V206H239ZM246 207H247V206H246ZM258 207H259V206H258ZM263 207H264V206H263ZM4 208H5V207H4ZM4 208H3V209H4ZM8 208H9V207H8ZM29 208H30V209H29ZM45 208H46V209H45ZM52 208H53V207H52ZM186 208H187V207H186ZM232 208H233V206H232ZM260 208H261V207H259V209H260ZM25 209H26V210H25ZM28 209H29V210H28ZM47 209L49 210V212H48ZM63 209H64V208H63ZM71 209H72V211H71ZM77 209H79L80 212H78ZM93 209H94V208H93ZM140 209H141V210H138V211H140L139 213H141V217L138 216L139 213L137 214V212L135 211L136 214H137V216H135V214H134L135 212H134L133 214H131V216H130V213H128V214H127V216L129 215L128 218H134L133 220L136 219L137 222H138V221H140V220H138V219L143 217V221H144V218H146V216H142L143 214H142V212H141V211H142V207H141V206H140ZM145 209H146V208H145ZM145 209H144V211H145ZM205 209H206V208H205ZM225 209H226V208H225ZM230 209H231V208H230ZM236 209H237V208H236ZM247 209H250V208H247ZM261 209H262V208H261ZM1 210H2V209H1ZM1 210H0V211H1ZM6 210H8V212H7ZM11 210H10V211H11ZM24 210H25V211H24ZM27 210H28V211H27ZM31 210H32V211H31ZM36 210H37V211H36ZM46 210H47V211H46ZM67 210H66V211H67ZM86 210H87V209H86ZM106 210H108V208H106ZM147 210H148V211H147ZM147 210H146V211H147V214H148V213H149V209H148V207H147ZM186 210H188V209H186ZM195 210H196V209H195ZM195 210L193 211V209H192V211L194 212V214H195L196 211H197V210H196V211H195ZM227 210H229V209H227ZM240 210H241V209H240ZM4 211H6L7 214L9 213V209H4ZM4 211H2V213H3ZM29 211H30V212H29ZM33 211H34V212H33ZM44 211H45V212H48V214H47V213L44 214V213H45ZM97 211H98V210H97ZM109 211H110V210H108V212H109ZM118 211H119V209L117 210V212H118ZM121 211L123 212V209H122ZM121 211H119V212L121 213ZM146 211H145V212H146ZM211 211H212V209H211ZM215 211H217V210L215 209ZM12 212H13V211H12ZM17 212H18V213H17ZM22 212H23V213H22ZM25 212H27L26 215H25ZM28 212H29V213L32 212L33 214L31 213L32 215L29 216L30 214H29ZM35 212H37V214H36ZM55 212H56V213H55ZM108 212H107V213H108ZM119 212H118V214H119ZM125 212H124V213H125ZM129 212H130V211H129ZM131 212H132V211H131ZM199 212H200V211H198L197 214H199ZM207 212H208V210H207ZM209 212H210V211H209ZM236 212H238V210H237ZM261 212H263V210H261ZM261 212H260V213H261ZM2 213L0 212V214H2ZM14 213H13V215H14ZM42 213H41V214H42ZM49 213H50V214H49ZM54 213H55V214H54ZM57 213H58V214H57ZM107 213H105L107 216H108V214H109V216H112V215H110V214H114V213H112V209H111V213H110V212H109L108 214H107ZM126 213H125V214H126ZM163 213H164V212H163ZM167 213H168V212H165V214H166L165 216H167V217H172V216H174V215H172V214L169 216L168 214H170V213H168V214H167ZM173 213H174V212H173ZM220 213H221V212H220ZM263 213H264V212H263ZM263 213H261V214L259 215L260 218H261V215H264ZM4 214H5V213H4ZM7 214L3 215V217L7 216ZM22 214H24V216H26V217H23ZM28 214H29V215H28ZM52 214H53V215H52ZM102 214H101V216H104V215H105V214H103V215H102ZM116 214H117V213H116ZM122 214H123V213H122ZM125 214H124V215H125ZM214 214H216V213H213L212 216H214ZM224 214L226 215V213H224ZM224 214H223V215H224ZM242 214H243V213H241V216H240L241 218H240V219L243 220L242 222H243L244 224L249 223V224H246V225H250V224L254 225L252 222H253V221L255 222V220L250 221V222H251V223H250V222H249L250 219H249V220L247 219L248 222H247V221L245 222L244 217H246V216H244V215L242 216ZM10 215H12V214H10ZM27 215H28L29 217H28ZM43 215H41V216H43ZM83 215H84V214H83ZM120 215H121V214H120ZM124 215H122V216L125 217ZM132 215L135 216V217H132ZM139 215H140V214H139ZM163 215H164V214H162L161 216H157V215H156V216H157L158 218H160V217H162ZM191 215H192V214H191ZM207 215H208V214H207ZM255 215H256V214H255ZM8 216H9V215H8ZM34 216H35V217H34ZM52 216H53V217H52ZM95 216H96V215H95ZM118 216H119V215H118ZM122 216H121V217H122ZM127 216H126V218H125V221L127 220ZM148 216H149V215H148ZM189 216H190V215H189ZM189 216H186V217H189ZM194 216H195V215H194ZM215 216H216V218H217V215H215ZM218 216H219V215H218ZM235 216H237V217H236V218L234 217L235 219H233V220L238 221V220H237L238 215H235ZM249 216H250V215H249ZM75 217H76V216H75ZM138 217H139V218H138ZM149 217H150V216H149ZM176 217H177V219H178V216H176ZM196 217H197V218H200V215H199V217H198V215H196ZM227 217H228V216H227ZM229 217H230V215H229ZM247 217H248V216H247ZM262 217L264 218V216H262ZM8 218H9V217H8ZM10 218H12V217H10ZM10 218H9V219H10ZM17 218H18V217H17ZM40 218H43V217H40ZM46 218H47V217H46ZM102 218H104V217H102ZM107 218H108V217H107ZM173 218H174V217H173ZM173 218H172V219H173ZM208 218H209V217H208ZM216 218H215V219H216ZM218 218H219V217H218ZM255 218H256V217H255ZM263 218H262V219H263ZM0 219H2L1 215H0ZM15 219H16V218H15ZM28 219H31V220L28 221ZM33 219H34V220H33ZM36 219H37V221H36ZM50 219H49V220H50ZM62 219H63V220H62ZM122 219H124V218H122ZM175 219H176V218H175ZM183 219H184V218H183ZM200 219H202V217H201ZM238 219H239V218H238ZM2 220H3V221H1V222H4L5 219L3 218ZM10 220H11V219H10ZM12 220H13V219H12ZM16 220H17V219H16ZM19 220H18V222H19ZM59 220H61V221H59ZM98 220H99V219H98ZM104 220H105V218H104ZM106 220H107V219H106ZM108 220H109V222L111 223V220H116V219H114V215H113V219H111V217H110V218H108ZM108 220H107V222H108ZM209 220L212 221V219H210V218H209ZM263 220H264V219H263ZM35 221H36V222H35ZM47 221H48V220H47ZM155 221H156V220H155ZM176 221H177V220H176ZM183 221H184V220H183ZM187 221H188V220H187ZM189 221H190V220H189ZM256 221H257V220H256ZM7 222H8V219H7ZM7 222H4V223L6 224ZM13 222H15V220H13ZM16 222H17V221H16ZM25 222H28V223L26 224ZM37 222H38V223H37ZM89 222H90V221H89ZM179 222H180V221H179ZM191 222H192V221H191ZM191 222H189V223H191ZM229 222H230V223H228V221H226V223H223L222 225L226 224V225H225V228H226V227L229 226V224H230V225L234 224L233 221H230V220H229ZM231 222H232V223H231ZM242 222H240V223L243 224ZM261 222H262V221H261V219H260V221H258L259 224H258V223L256 224V225H260V228L257 229V231L254 230V227H255L256 225H254V226L252 227L253 230H254V232H255V233H254V232H253V233L256 234L255 236H257V234H258V236H259L260 233H261L260 231H262V230L264 229V226L262 225V223L264 224V222H262V223H261ZM4 223H2V224H4ZM9 223H10V222H9ZM11 223H12V221H11ZM19 223H20V222H19ZM33 223H34V224H33ZM35 223H36V224H35ZM51 223L54 224L55 222H50V223H48V225H47V223H46V221H45L43 226H45V224H46V227L49 228V224H51ZM71 223H74V222H71ZM94 223H95V222H94ZM113 223H114V225H115V221H112V224H113ZM124 223H125V222H124ZM140 223H141V222H139V224H140ZM176 223H177V222H176ZM176 223H175V224H176ZM192 223L195 224V222H192ZM192 223H191L190 225H191L194 229H192V227H191L192 231H189V230H188L189 232L193 233V232L196 230V231L194 232V233H196V232L199 231V233H197V235H198V234L200 235L201 233L205 232V229H206V228L203 229L204 231L202 230V232H200L201 229H200V227L198 226L199 223L197 224V226H198L197 228H195L196 226H195L194 224H192ZM211 223H212V225L215 226V223H214L213 221H212ZM5 224H4V225H5ZM15 224H16V223H15ZM21 224H22V223H21ZM37 224H38V225H37ZM87 224H89V223H87ZM139 224H138V225H139ZM152 224H154V223H152ZM170 224H171V223H170ZM177 224H178V223H177ZM177 224H176V225H177ZM200 224H201V223H200ZM200 224H199V225H200ZM216 224H218V223H216ZM16 225H18V224H16ZM54 225H55V224H54ZM110 225H111V224H110ZM155 225H156V224H155ZM159 225H160V224H159ZM180 225H181V224H180ZM180 225H179V226H180ZM202 225H203V224H202ZM220 225H221V224H220ZM220 225H219V229H220V228H224L223 226L220 227ZM227 225H228V226H227ZM238 225H239V224H238ZM252 225H251V226H252ZM261 225H262L263 227H261ZM12 226H13V225H12ZM33 226H34V227H33ZM57 226H58V225H57ZM57 226H56V227H57ZM97 226H98V225H97ZM107 226H109V225H107ZM145 226H146V225H145ZM156 226H157V225H156ZM161 226H162V225H161ZM179 226L174 227V230H175L176 228H179V229H176L175 231L180 230V227H181V230H183L184 227L186 226V228H187L188 225L186 224L185 226H183V228H182V225H181L180 227H179ZM251 226H250V227H251ZM5 227H6V226H5ZM17 227H18V226H17ZM22 227H23V226H22ZM27 227H28V226H27ZM51 227H52V226L50 225V228H49V229H52L53 227L55 228V226H53L52 228H51ZM69 227H70V226H69ZM77 227H78V226H77ZM81 227H82V226H80L79 228H81ZM92 227H93V226H92ZM110 227H111V226H110ZM113 227H114V226L112 225L111 228H113ZM115 227H116V226H115ZM115 227L113 228L114 230H115ZM203 227H205V226H202L201 228H203ZM3 228H4V227H3ZM6 228H7V227H6ZM8 228H9V227H8ZM19 228H20V224H19ZM28 228L30 229L28 232H31V228H30V227H28ZM28 228H27V229H28ZM104 228H105V229H104V231H105L107 228H106V227H104ZM128 228H129V229H130V228L133 229V230L131 229V232H132V233H134V232L137 231V229H138V228H136V227H131V226H129ZM135 228H136V229H135ZM151 228H152V227H151ZM159 228H160V227H159ZM166 228H167V227H166ZM214 228H215V227H214ZM225 228H224V229H225ZM237 228H238V227H237ZM252 228H251V230H252ZM256 228H257V226H256ZM1 229H2V228H1ZM16 229H17V228H16ZM24 229H25V228H24ZM39 229H40V230H39ZM44 229H45V228H44ZM44 229L42 230L43 232H45ZM89 229H90V228H89ZM92 229H93V228H92ZM92 229H91V230H92ZM94 229H95V228H94ZM116 229H117V227H116ZM144 229H145V228H144ZM187 229H188V228H187ZM191 229H190V230H191ZM199 229H200V230H199ZM216 229H218V227H217ZM216 229H215V230H216ZM219 229H218V232L222 230V229H221V230H219ZM233 229H234V228H233ZM233 229H232V230L229 229V231H231V233H232V232H233ZM8 230H9V229H8ZM83 230H85V229H83ZM107 230H108V229H107ZM107 230H106V231H107ZM114 230H111V231H113V232H117V230H115V231H114ZM139 230H140V229H138L137 232H139ZM147 230H148V229H147ZM149 230H150V229H149ZM155 230H156V229H155ZM155 230H154V231H155ZM171 230H172V228H171ZM185 230H186V229H184L182 232H184ZM197 230H198V231H197ZM234 230H235V229H234ZM239 230H240V229H239ZM17 231H18V230H17ZM21 231H22V230H20V232H21ZM49 231H50V230H49ZM79 231H80V230H79ZM100 231L103 232L102 235L105 234V232H106V231L104 232L102 228H101ZM119 231H120V229H119ZM123 231H124V230H123ZM175 231H173V233H170V235L172 234V235L170 236V238H171L172 236L178 235V234H174ZM188 231L186 230L187 233H189ZM216 231H217V230H216ZM222 231H223V230H222ZM225 231H226V229H225ZM236 231H237V230H236ZM236 231H234V232H236ZM240 231H242V230H240ZM263 231H264V230H263ZM263 231H262V232H263ZM36 232H37V231H36ZM95 232H96V231H95ZM101 232H98V234H99L98 237L100 238V236H101V239H100V240H103V243H104V241H105L106 243H104V244H108V243H110V242L107 243V241L104 239V238H107L106 236L102 239V235H100ZM121 232H122V231H121ZM129 232H130V231H129ZM160 232H161V231H160ZM168 232H169V231H168ZM170 232H171V231H170ZM177 232H178V231H177ZM218 232H217V233H218ZM226 232H227V231H226ZM249 232H250V231H249ZM256 232H259V233H256ZM45 233H46V232H45ZM81 233H82V232H81ZM84 233H85V232H84ZM84 233H83V234H84ZM106 233H107V232H106ZM111 233H112V232H111ZM156 233H158V232H156ZM165 233H166V232H165ZM175 233H176V232H175ZM194 233H193V234H194ZM221 233H222V232H221ZM244 233H245V232H244ZM244 233H243V235H245ZM263 233H264V232H263ZM263 233H261V236H264ZM25 234H26V233H25ZM29 234H30V233H29ZM43 234H44V233H43ZM53 234H54V233H53ZM86 234H87V232H86ZM98 234H96V235H98ZM117 234H119V233H117ZM154 234H155V233H154ZM158 234H159V233H158ZM189 234H190V233H189ZM250 234H251V233H250ZM250 234H249V235H250ZM26 235H27V234H26ZM41 235H42V234H41ZM61 235H62V234H61V232H60V235H59V236H61ZM109 235H110V233H108V237H109ZM142 235H143V234H142ZM160 235H161V234H160ZM166 235H168V234H166ZM184 235H185V234H184ZM184 235H182V236L184 237ZM194 235H196V234H194ZM199 235L196 236V237H195V236H192V237H193V239L199 237V239H197L198 241L202 238V239L200 240V241H203L202 243H204V242L206 243L208 240H210V237H209L210 234H208V231L205 232V234H204V233L201 234V235H203V236H201V238H200ZM205 235H206L207 237H206ZM208 235H209V236H208ZM224 235H225V234H224ZM227 235H228V233H227ZM230 235H231V234H230ZM232 235H233V233H232ZM239 235H242V234L239 233ZM55 236H56V233H55ZM110 236H111V235H110ZM136 236H137V235H136ZM155 236H156V235H155ZM162 236H163V234H162ZM162 236H161V237H162ZM178 236H179V235H178ZM204 236L207 238V241L205 240V237H204ZM235 236H236V233H235ZM235 236H234V237H235ZM253 236H254V235H253ZM21 237H22V235H21ZM28 237H30V236H28ZM57 237H58V234H57ZM63 237H64V236H63ZM94 237H95V236H94ZM96 237H97V236H96ZM98 237H97V238H98ZM112 237H113V236H112ZM116 237H117V236H116ZM116 237H114V238H116ZM140 237H142V236L140 235ZM176 237H177V236L172 237V239H173V238L175 239ZM187 237H188V236H187ZM208 237H209V238H208ZM218 237H219V236H218ZM240 237H241V236H240ZM242 237H243V236H242ZM0 238H1V237H0ZM2 238H3V237H2ZM23 238H24V236H23ZM26 238H27V237H26ZM39 238H40V236H39ZM53 238H54V237H53ZM65 238H66V237H65ZM77 238H78V237H77ZM142 238H143V237H142ZM142 238H141V239H142ZM164 238L166 239L165 241H169V240H167V239H169V236H168V237H167V236H164ZM184 238H185V237H184ZM184 238H183V240H184ZM203 238H204V239H203ZM226 238H227V237H226ZM226 238H225V239H226ZM27 239H28V238H27ZM51 239H52V238H51ZM55 239H56V238H55ZM55 239H54V240H55ZM57 239H58V238H57ZM59 239H60V238H59ZM63 239H64V238H63ZM66 239L69 240L68 237H67ZM66 239H65L64 241H61V240H60L61 243H62V242H65V244H66V243H67V240H66ZM94 239H95V238H94ZM107 239H108V238H107ZM109 239H110V238H109ZM109 239H108V240H109ZM117 239H118V237H117ZM139 239H140V238H139ZM144 239H145V238H144ZM159 239H160V238H159ZM161 239H162V238H161ZM174 239H173V240H174ZM176 239H178V238H176ZM188 239H189V238H186L184 241H186L187 244H188V243L190 244L191 242H189V241H191V240H190V239L188 240ZM229 239H231V237H230ZM243 239H244V238H243ZM245 239H246V238H245ZM21 240H22V239H21ZM21 240H20V241H21ZM29 240H31V239H29ZM46 240H47V239H46ZM112 240H113V238H112ZM118 240H119V239H118ZM126 240H127V239H126ZM155 240H157V239H154V242H155ZM163 240H164V239H163ZM180 240H182V239H180ZM183 240H182V241H183ZM195 240H196V239H195ZM197 240H196V241H197ZM204 240H205V241H204ZM221 240H223V239H221ZM227 240H228V238H227ZM227 240L222 241V242H225V246L228 245V246L230 247V243H229V242H231V241L228 240V242H226ZM235 240H236V239H235ZM1 241H2V240H1ZM93 241H94V240H93ZM96 241H97V240H96ZM98 241H99V239H98ZM98 241H97V242H98ZM113 241H114V240H113ZM122 241H123V244H124V239H122ZM141 241H143V240H140V244H141ZM157 241H158V240H157ZM174 241H175V240H174ZM192 241H193V240H192ZM196 241H193V242L195 243ZM233 241H234V239H233ZM257 241H258V240H257ZM4 242H5V241H4ZM11 242H12V241H11ZM14 242H15V241H14ZM25 242H26V240H25ZM31 242H33V241H31ZM31 242H30V243H31ZM41 242H42V241H41ZM53 242H55V241H53ZM53 242H52V243H53ZM69 242H70V241H69ZM71 242H72V240H71ZM81 242H82V241H81ZM116 242H117V241H116ZM118 242H120V241H118ZM118 242H117V244H118ZM145 242H146V241H145ZM180 242H181V241H180ZM193 242H192V243H193ZM211 242H213L212 238H211ZM235 242H236V241H235ZM254 242H255V241H254ZM260 242H261V240H260ZM16 243H18V242H16ZM21 243H22V242H21ZM86 243H87V242H86ZM100 243H102V242H100ZM111 243H112V241H111ZM113 243H114V242H113ZM121 243H122V242H120V244H121ZM165 243H166V244L163 243L164 248H165V247L167 248V246H168V248H169V247L171 246V244H170L171 242H168L169 244H168L167 242H165ZM175 243H178L179 245H180V244H184V243H179L177 240H176ZM175 243H174V244H175ZM186 243H185V244H186ZM192 243H191V244H192ZM197 243H198V246H200V242H197ZM202 243H201V244H202ZM208 243H209V241H208ZM220 243H221V241H220ZM256 243H257V242H256ZM262 243L264 244V242H262ZM39 244H40V243H39ZM58 244H59V243H58ZM63 244H64V243H63ZM63 244H61V246H62ZM65 244H64V245H65ZM75 244H76V243H75ZM77 244H78V243H77ZM80 244H81V243H80ZM94 244H95V243H94ZM138 244H139V243H138ZM140 244H139V245H140ZM143 244L145 245V243H143ZM143 244H142V245H143ZM148 244H149V242H147V245H148ZM167 244H168V245H167ZM178 244H177V245H178ZM185 244H184V247H186V248L188 249L189 246L187 247ZM189 244H188V245H189ZM191 244H190V246H191ZM195 244H196V243H195ZM222 244H223V243H222ZM226 244H227V245H226ZM232 244H233V243H232ZM9 245H10V244H9ZM14 245H15V244H14ZM19 245H20V243H19ZM19 245H17V246H19ZM64 245H63V246H64ZM68 245H69V244H68ZM115 245H116V244H114V245L112 246V244H111V247H110V246L107 247L106 245L101 244V246H105V248L107 247L106 250H107L108 252H110V253H111V252H115V251H117V250L120 252L121 250H119V248H120V249L123 248V250H124V246L119 247V248H116V247H118V245H116V246H115ZM139 245H137V246L140 248V246H142V245H140V246H139ZM144 245H143V246H144ZM149 245H151V244H149ZM156 245H157V244H156ZM156 245H155V247H156ZM160 245L162 246V244H160ZM165 245H166V246H165ZM172 245H173V244H172ZM192 245H193V244H192ZM204 245H205V244H204ZM210 245H214V244H211V243H210V244H207L206 246H204L205 249L207 248V246H210ZM33 246H34V244H33ZM57 246H58V245H57ZM63 246H62V247H63ZM145 246H146V245H145ZM202 246H203V245H201L200 247H202ZM11 247H12V246H11ZM39 247H40V246H39ZM49 247H50V246H49ZM114 247H115V250L113 249ZM138 247H137V248H138ZM174 247H175V246H174ZM174 247L171 246L172 249L169 248L170 251H171V253H170L169 251H168V253L164 252V253H165V256H168V257L171 256V258H173L171 254H173L172 251H173ZM184 247H182V248L184 249ZM237 247H238V246H237ZM1 248H2V247H1ZM20 248H21V247H20ZM79 248H80V247H79ZM98 248H99V247H98ZM108 248H109V250H108ZM139 248H138V249H139ZM164 248H162V250H163ZM166 248H165V249H166ZM177 248H178V250H182L181 245H180V248H181V249H180L179 247H177ZM177 248H175V250H177ZM193 248H196V247H193ZM12 249H13V248H12ZM18 249H19V248H18ZM73 249H74V248H73ZM89 249H90V248H89ZM112 249H113V250H112ZM132 249H133V248H132ZM138 249H137V251H138ZM142 249H144V250H142ZM147 249H148V247H147V248H146V247H141V249H139V251L141 250L142 252H139V251H138L137 253H138V254L141 253V254H139V255H141V258L138 256V254H136V255H137V258L139 257V258L142 260V261H141L142 263L145 262L144 264H148V262H149V254H148V252L150 251V247H149V250H147ZM165 249H164V250H165ZM202 249H204V248H202ZM208 249H209V248H208ZM215 249H216V246H215ZM246 249H247V246H246ZM95 250H96V249H95ZM103 250H105V249H103ZM110 250H112V251H110ZM123 250H122V252H123ZM133 250H134V249H133ZM146 250H147V252H146ZM164 250H163V251H164ZM175 250H174V251H175ZM188 250H190V249H188ZM210 250H211V249H210ZM212 250H213V249H212ZM238 250H239V249H238ZM241 250H242V249H241ZM10 251H11V250H10ZM186 251H187V250H185V252H186ZM193 251H194V250L191 249V252H193ZM203 251H204V250H203ZM13 252H14V251H13ZM16 252H17V251H16ZM41 252H43V251L41 250ZM46 252H47V251H46ZM87 252H88V251H87ZM95 252H96V251H95ZM150 252H151V251H150ZM191 252H190V256H192V258H194L193 254H194V255H195V254L199 255V254H198L199 252L197 253V250L194 251V252L192 253V255H191ZM204 252H206V250H205ZM207 252H208V251H207ZM236 252H237V251H236ZM0 253H1V252H0ZM14 253H15V252H14ZM44 253H45V251H44ZM75 253H76V251H75ZM89 253H90V252H89ZM96 253H97V252H96ZM110 253H108V254H110ZM133 253H134V252H133ZM135 253H136V248H135ZM169 253H170V254H169ZM175 253H176V252H175ZM177 253H178V252H177ZM177 253L175 254L176 256H177ZM234 253H235V252H234ZM237 253H238V252H237ZM239 253H240V252H239ZM40 254H41V253H40ZM112 254H114V253H111V255H109V256L112 257V258H111V261H110V262H107V263H109V264H112V262L115 263V260H114L113 257L116 258V255H117V254H116V252H115L116 255L114 254V256H113ZM118 254H119V253H118ZM121 254H122V253H121ZM151 254H152V253H151ZM154 254H155V253H154ZM157 254H158V253H157ZM166 254H167V255H166ZM187 254H188V255H187ZM187 254H186V255L189 256V253H187ZM0 255H1V254H0ZM56 255H57V254H56ZM58 255H59V254H58ZM99 255H100V254H99ZM161 255H162V254H161ZM161 255H159V256L156 255V256L158 257V260L160 259V256H161ZM240 255H241V254H240ZM263 255H264V254H263ZM34 256H35V255H34ZM118 256H119V255H118ZM162 256H163V255H162ZM190 256H189V257H190ZM234 256H235V254L233 255V257H234ZM40 257H41V256H40ZM46 257H47V256H46ZM46 257H45V258H46ZM157 257H156V258H157ZM168 257H166V258H168ZM189 257H187L188 259L185 260V261H186L185 264H188V262H190L191 260H194V259H192L191 257H190V258H189ZM207 257H208V256H207ZM223 257H224V256H223ZM256 257H257V256H256ZM13 258H14V256H13ZM16 258H17V257H16ZM34 258H36V257H34ZM131 258H132V257H131ZM156 258L154 259V258H151V257H150L151 260L154 259L153 261H155ZM174 258H175V257H174ZM174 258H173V259H174ZM262 258H263V257H262ZM1 259H2V257H1ZM37 259H39V258H37ZM37 259H35V260H37ZM72 259H73V258H72ZM107 259H108V258H107ZM112 259H113V260H112ZM162 259H165V257H162ZM183 259H184V258H183ZM190 259H191V260H190ZM209 259H211V258L209 257ZM252 259H253V258H252ZM6 260H7V259H6ZM6 260H5V261H6ZM33 260H34V259H33ZM33 260H32V261H33ZM89 260H90V259H89ZM109 260H110V259H109ZM136 260H137V259H136ZM147 260H148V262H147ZM158 260H156V261H157V262H161V261H158ZM223 260H224V259H223ZM9 261H10V260H9ZM9 261H8V262H9ZM12 261H13V260H11V262H12ZM37 261H38V260H37ZM47 261H48V260H47ZM56 261H57V259H56ZM129 261H130V260H129ZM137 261H139V260H137ZM143 261H144V262H143ZM170 261H171V260H170ZM209 261L212 262V260H209ZM255 261H256V260H255ZM255 261L253 260V263H256ZM0 262H1V260H0ZM17 262H18V261H17ZM38 262H39V261H38ZM41 262H42V261H41ZM93 262H94V261H93ZM95 262H97V261H95ZM116 262H117V261H116ZM131 262H132V261H131ZM151 262H152V261H151ZM193 262H194V261H193ZM226 262H227V261H226ZM226 262H225V263H226ZM234 262H235V261H234ZM3 263H4V262H3ZM32 263H33V262H32ZM55 263H56V262H55ZM86 263H87V262H86ZM125 263H126V262H125ZM149 263H150V262H149ZM152 263L155 264L156 262H152ZM201 263H202V262H201ZM212 263H213V262H212ZM216 263H217V262H216ZM249 263H251V262L249 261ZM257 263H258V262H257ZM1 264H2V263H1ZM11 264H12V263H11ZM15 264H16V262H15ZM25 264H26V263H25ZM36 264H37V263H36ZM40 264H41V263H40ZM57 264H58V263H57ZM61 264H62V263H61ZM81 264H82V263H81ZM89 264H90V263H89ZM95 264H96V263H95ZM115 264H116V263H115ZM126 264H130V262H127ZM135 264H137V263H135ZM177 264H178V263H177ZM195 264H196V263H195ZM210 264H211V263H210ZM223 264H224V263H223ZM240 264H241V263H240Z\"/></svg>", "mask_w": 264, "mask_h": 264}]
</instances>
